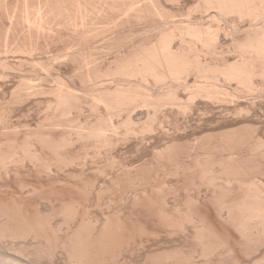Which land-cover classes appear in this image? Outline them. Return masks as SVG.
<instances>
[{"label":"rangeland","instance_id":"1","mask_svg":"<svg viewBox=\"0 0 264 264\" xmlns=\"http://www.w3.org/2000/svg\"><path fill=\"white\" fill-rule=\"evenodd\" d=\"M1 1V0H0ZM9 1V2H8ZM22 1V2H21ZM54 2H53V4H55V0H53ZM186 2L187 1H189V2H191V0H185ZM185 1H182L183 3L185 2ZM14 2V3H13ZM24 2V3H23ZM34 2V3H33ZM35 2H36V5H38L39 7H41V8H37V6L35 5ZM40 2V4H41V0L39 1ZM39 2H38V0L36 1V0H17V1H13V0H5L4 2H3V0H2V2L0 3L1 5H0V10L2 9V11H0V28L2 29L3 27H4V29L3 30H1L0 29V40H1V42H0V63L2 62V60H4L5 61V64H4V62H2L1 64H3V66L0 64V72L2 73H0V122H1V124L2 125H0V133H2L1 135H0V146H2L1 144H3V146L2 147H0V151H2V152H0L1 154H3V156H4V154H6L4 157H6V159H7V157L10 155V153H15V155L13 154L12 156H10L9 158H8V162H5V161H7L6 159H3V160H1L2 159V157L0 158V162H4V163H7V164H5V165H3V167L1 166L2 164H3V162H2V164H0V227H2V228H0L1 230H6V231H4V232H2V234L4 235V233H6L5 234V238H7V236H8V238L9 239H5V240H12V239H10L12 236L11 235H15V237L17 236V235H19L18 236V238L17 239H15L14 238V236L12 237L14 240L13 241H10L9 243H8V245L12 242H14V243H16L17 245L16 246H18V248H16V247H14V248H16L19 252H17L16 250V253L18 254V253H21L22 251L24 252V254H25V257H26V255H30V258L32 257L34 260V263L36 262L35 261V259L38 261V262H36V264H39L40 262L42 263V264H87L88 263V261H89V263L88 264H111L112 262L113 263H116V264H147L148 262V264H191L192 262H194V263H192V264H196V262L197 263H199V264H206V263H208V264H234L236 261H237V256H236V258H235V256L233 255V254H238L239 252L241 253V251H244L245 249V247H247V245L248 244H244V242L245 243H247L246 242V240L243 238V239H240V237L237 235V230L235 229V226H234V221L233 220H229V219H227V218H225V217H223L222 215H220V209H221V207H223L222 206V202H223V205H233L234 203H237V202H241L242 200H244V198H246V196H247V193H249V192H247V188L248 187H250V188H248V189H251V190H254L253 189V186H255V185H257L258 184V186H255V187H260V189H264L263 187H264V157L262 158V157H230V156H228V155H226V154H223V153H212V154H208L209 155V157H208V155H207V153H200V155H199V153H197L196 151H194V152H183L182 151V153H180V151L183 149V150H185V149H189V148H193V147H195L196 149H199L200 150V152L202 151V148L201 147H199V146H203L202 145V142H205V146L206 147H213V144H215V145H218L219 144V142H217V138H211L210 136H208V137H204L203 138V140H202V142L201 143H199V144H193V143H188V142H186V141H181V142H179V143H174V144H171L172 146H171V150L172 151H170V149L169 150H167L168 152H165V154H167V153H169V155H171L169 158H168V154L167 155H157V156H155L154 155V153L153 154H151L152 152L149 150H147V149H151L153 146H155L156 144L157 145H161L162 143V146L164 145V143H165V141H162V139H161V141H160V143L158 144V143H155V145H152L151 143H149V139H152V137L155 135V133L158 131V127H157V129H155L156 131H152L154 134H149V132H148V130H146V127L145 126H143L144 124H143V122L142 121H144V122H146V124H148V126L149 125H151V123H152V125H154V121H155V118L157 117H159V116H161V117H163V119L161 118V117H159L158 119H160L159 121H155V126H154V128L157 126V123L158 122H160V121H162L163 120V122H164V124H166V123H168V125H167V127L169 128L170 126H172L171 124L174 122H176V121H179V122H181L182 120H183V118H184V116H185V114L183 113V111H181V112H179L180 110H179V107L176 105L175 107H178V108H174V106H173V108L172 107H170V106H172V105H170V104H166L165 105V108H160V110H158V111H160L162 114H160V112H159V114H157V115H155L156 113H154L153 112V110H151L150 109V107L149 108H147V106H145L146 107V109H147V112L145 113L144 111H146V109H145V107H144V105L142 106V107H144V109L141 107V105L138 107H135L133 110L135 111H133L132 112V110H131V113H130V111H128V114L130 113V115L128 116L127 115V111H126V113H125V110H122L123 112L121 113V115H122V117H119L120 116V112H121V110H120V112H118L117 113V110H115V108H113L111 105V107H109V108H111L109 111H107L109 108H108V105L106 106V103H104V101H103V103H101V101H102V99L104 98V96H101V98H99L100 96L99 95H104L105 94V91L104 92H99V91H103V90H105V88H109V89H114V84H115V82H113V80H114V78L113 77H111V79L112 80H109L110 79V77H109V79H108V77L107 78H105L106 76L105 75H103L105 72H106V70L108 71V69H110V67H111V69L113 68H115L116 66H114V65H117V62L116 61H118L119 60V58L121 59V58H123V56L125 57H128V56H130V54L132 55L133 53H134V51H136V48H138L139 47V44L141 43V41L143 40V39H146V37H148L149 35L153 38V36L155 37L158 33H159V27H156V28H154V30L152 29V33L150 32V30H151V28H148L147 29V26H145L143 23H132V24H126V25H118V23H116L115 25H114V23L115 22H118L119 21V19H121V17H118L117 15H115L117 18H118V20H116L117 18H115V16H114V18L113 19H111V20H115V22L114 21H111V22H114V23H107V22H110V20H108V19H106V21H105V19L103 20L102 18H100V15L98 14V12L96 11V10H94V12H93V10L91 11V13L90 14H92V15H90L89 17H91L90 19H89V21H90V23H91V27L93 28H91L90 27V23H88L87 22V24H89V30H95V32H91V31H89L88 32V29L87 30H85L87 27H88V25H87V27L86 28H84L83 27V29L87 32V34L89 35H87L86 33H83V35L85 36L84 38H86L87 36V41H86V39H84L83 38V35H81L82 33H80L79 34V32H81L82 31V28H81V31H79V32H77L76 30H73L74 28H72V27H69L68 25H62L61 23H57V24H55V22H53V24L51 23V22H49V23H47L46 22V16H44L45 14H44V9H42V4H41V6H40V4H39ZM46 2H48V0L46 1ZM50 3H52V0L51 1H49ZM163 2H165V0H163ZM168 2V3H167ZM181 2V3H182ZM6 3V4H5ZM27 3V4H26ZM33 3V4H32ZM166 3V6L167 7H169L170 9H171V11H172V9H173V11H172V13L173 14H176V16H174V19L176 20H174L175 22H181V21H185V20H187V19H189L188 18V16L187 15H189V17H193V18H196V19H198L197 17H200L201 16V18H202V14H200L201 12L200 11H197V12H195L196 14L198 13L199 15L197 16V17H195L196 16V14H194V12L191 10L190 11V9H191V7L193 8V6H194V4H192L193 6H191V3L189 4L188 2L186 3V5L185 4H183L182 3V5H185V6H180V3L178 4H176V3H172V1H166L165 2ZM164 3V4H165ZM171 3V4H170ZM192 3H194V1H192ZM3 4L5 5V6H3ZM10 4V5H9ZM26 4V5H25ZM190 6H189V5ZM13 5H15L17 8H15V6H13ZM174 7H173V6ZM179 5V6H178ZM12 6V7H11ZM24 6H26L29 10H27V8H24ZM32 6V7H31ZM189 6V7H188ZM7 8V10H6V8ZM23 7V8H22ZM34 7V8H33ZM35 7H36V9H38V10H36L35 9ZM172 7V8H171ZM175 7H177V8H175ZM188 7V8H187ZM14 8V9H13ZM187 10H186V9ZM17 9V10H16ZM23 9V10H22ZM24 9H26V10H24ZM42 9V10H41ZM20 10V11H19ZM22 10V11H21ZM34 10L35 11H43L42 13L44 14H42L41 12V14L39 15V16H37L38 17V20L41 18V17H43V21H44V19H45V22L47 23V25H48V27L46 26V23L45 22H43L42 21V23H41V25H40V22H41V20H37V17H36V14L38 15L39 14V12L37 13V12H34ZM193 10H194V8H193ZM16 11V12H15ZM96 11V12H95ZM182 13H181V12ZM2 12V13H1ZM21 12V13H20ZM186 12V13H185ZM188 12H190V14H191V12H193V14H189ZM210 11H208L207 13H209ZM3 13H5V14H3ZM25 13V14H24ZM30 13V14H29ZM35 14V16L34 17H36V20H37V23H38V27H39V25H40V29L39 28H37L36 27V20H34V17H32L34 14ZM97 13V14H96ZM15 14V15H14ZM29 14V18H28V15ZM187 14V15H186ZM205 14V15H204ZM9 15V16H8ZM24 15V16H23ZM42 15V16H41ZM97 15H99L98 17L100 18H98L97 17V20H96V17L95 16H97ZM179 15V17H178V19H177V16ZM195 15V16H194ZM207 14L204 12L203 13V19H202V23L204 24V25H206V26H208V24L210 25V24H216V23H214V19L213 18H211V17H209L208 15L206 16ZM20 16V17H19ZM41 16V17H40ZM184 16H187V17H184ZM206 16V17H205ZM23 17V18H22ZM26 17L28 18V19H30L31 17H32V19H30L31 21H30V24H32V20L33 21H35V22H33V24L35 23L36 25H30L29 24V20H26ZM40 17V18H39ZM88 17V18H89ZM172 17V16H171ZM176 17V18H175ZM191 17V18H192ZM183 18V19H182ZM5 19H7V20H5ZM12 19V20H11ZM23 19V20H22ZM102 19V20H101ZM180 19V20H179ZM196 19H193V20H196ZM207 19V20H206ZM3 20V21H2ZM11 20V21H10ZM18 20V21H17ZM93 20H94V24H96V26L94 25L93 26V24H92V22H93ZM100 20H101V22H100ZM190 20V19H189ZM192 20V19H191ZM6 21V22H5ZM9 21V22H8ZM92 21V22H91ZM96 21V22H95ZM99 21V22H98ZM103 21V22H102ZM173 21V20H172ZM12 24H11V23ZM58 22V21H57ZM5 23V24H4ZM10 25H9V24ZM24 24V26H23V24ZM20 24V25H19ZM59 24H60V26H59ZM134 24V25H133ZM3 25V26H2ZM16 25V26H15ZM18 25V26H17ZM42 25H43V27H45L46 26V28H42ZM51 25L53 26V27H51ZM62 25V26H61ZM225 25V22L223 21V26ZM227 25V24H226ZM230 25V23H228V25H227V27ZM12 26V27H11ZM15 26V27H14ZM20 26V27H19ZM31 26V27H30ZM34 26V27H33ZM50 26V27H49ZM58 26V27H57ZM66 26H67V28H66ZM101 28L100 30L102 31V32H104V31H107L106 32V34H105V32L102 34V32L99 30V27ZM105 26H106V28H105ZM109 26H110V28H109ZM137 26V27H136ZM10 27H11V29H10ZM25 27V28H24ZM33 27V28H32ZM97 27V28H96ZM102 27H104V29L102 28ZM108 27V28H107ZM123 27V28H122ZM135 27V28H134ZM31 29L30 31H29V29ZM34 28H35V30H34ZM52 30V31H50V29ZM68 28H70L71 30H73V31H70V29H68ZM122 28V29H121ZM140 28V29H139ZM145 30H144V29ZM158 28V29H157ZM5 29H7V30H5ZM10 29V30H9ZM37 29H39V30H42V31H40L39 32V30L37 31ZM45 29V30H44ZM57 29H60V30H58V34H57ZM107 29H109V31L107 30ZM113 29H114V31H113ZM128 29V30H127ZM13 30V31H12ZM25 30V31H24ZM47 30V31H46ZM48 30H49V33L51 32L52 34L54 33V34H57V35H55L54 36V34L52 35V34H48ZM56 30V31H55ZM63 30V31H62ZM66 30V31H65ZM96 30H97V33H96ZM7 31H9V32H11V33H9L10 34V36H9V34H7ZM15 31V32H14ZM17 31V32H16ZM27 31H28V33H27ZM34 31V32H33ZM61 31V32H60ZM75 31H76V35H75ZM100 31V35H98V32ZM155 33H154V32ZM6 32V33H5ZM31 32V33H30ZM37 32H39L38 34H37ZM43 32V33H42ZM46 32H47V34L48 35H51V36H48L47 34H46ZM90 32H91V35H90ZM146 32V33H145ZM158 32V33H157ZM243 32V33H242ZM2 33V34H1ZM14 33V34H13ZM18 33V34H17ZM32 33H33V35H32ZM35 33V34H34ZM59 33H62V34H60L61 35V37H59L60 35H59ZM72 33H74V34H72ZM93 33H95L94 35H97V36H94L93 35ZM115 33V34H114ZM150 33V34H149ZM235 33V32H234ZM234 33H233V35L231 36V34H230V37H232L231 39H232V41L234 40V38L235 39H243L244 37H245V31L244 30H239V31H237L236 33H235V37H233L234 36ZM239 34V36H238V34ZM6 34V35H5ZM29 34H31V35H29ZM42 34H44V35H42ZM79 34V35H78ZM119 34V35H118ZM145 34H147V36L145 35ZM156 34V35H155ZM12 35V36H11ZM14 35V36H13ZM59 35V36H58ZM72 35H74V37L72 36ZM93 35V36H92ZM136 35V36H135ZM141 35V36H140ZM153 35V36H152ZM16 36V37H15ZM26 36V37H25ZM44 36V37H43ZM47 36H48V38H47ZM54 38H53V37ZM75 36H77V39L75 38ZM79 36V37H78ZM113 36V37H112ZM4 37V38H3ZM15 37V38H14ZM19 37V38H18ZM30 37V38H29ZM50 37H51V39H50ZM89 37H91V38H89ZM131 37V38H130ZM230 37H229V41L227 42V41H225V43L227 44H225L224 43V45H225V48L228 46V45H230V46H228L229 48H232V43H229L230 42ZM240 37V38H239ZM8 40H7V39ZM26 38H28V39H26ZM45 38V39H44ZM61 38V39H60ZM69 38V39H68ZM73 38V39H72ZM89 38V39H88ZM93 38V39H92ZM98 38V39H97ZM128 38H130V39H128ZM10 39V40H9ZM23 39H25V40H23ZM29 39H31V41L29 40ZM48 39V40H47ZM79 39H82L83 40V42H82V40H81V42H80V40ZM126 39V40H125ZM136 39V40H135ZM142 39V40H141ZM6 40V41H5ZM21 40V41H20ZM36 40V41H35ZM47 40V41H46ZM65 40V41H64ZM84 40H85V43H84ZM90 40V41H89ZM95 40V41H94ZM111 40V41H110ZM131 40V41H130ZM141 40V41H140ZM51 41H53V42H51ZM59 41V42H58ZM17 42V43H16ZM105 42V43H104ZM122 42V43H121ZM140 42V43H139ZM6 43V44H5ZM12 43H15V44H13L12 45ZM32 45H31V44ZM63 43V44H62ZM121 43V44H120ZM134 43V44H133ZM137 43V44H136ZM4 44V45H3ZM20 46H19V45ZM55 44V45H54ZM72 44V45H71ZM85 44V45H84ZM126 44V45H125ZM3 45V46H2ZM7 45V46H6ZM12 45V46H11ZM23 45H24V47H23ZM47 45V46H46ZM133 45V46H132ZM136 45V46H135ZM2 46V47H1ZM19 47V48H17V47ZM22 46V47H21ZM35 46V47H34ZM38 46V47H37ZM74 46V47H73ZM42 47V48H41ZM107 47V48H106ZM124 47V48H123ZM224 47V46H223ZM227 47V48H228ZM3 48V49H2ZM4 48H6V51H5V49ZM20 48H21V50H20ZM26 48V49H25ZM40 50H39V49ZM44 48V49H43ZM49 48V49H48ZM69 48V49H68ZM71 48H72V50H71ZM73 48H74V50H73ZM75 48H76V50H75ZM82 48V49H81ZM116 48V50H114V49ZM133 48V49H132ZM135 48V49H134ZM228 48V49H229ZM7 49H8V51H10V52H8L7 51ZM10 49H12V50H10ZM15 49V50H14ZM17 49V50H16ZM34 49V50H33ZM81 49V50H80ZM95 49H98V51H94ZM106 49V50H105ZM121 49V50H120ZM131 49H132V51H131ZM20 50V52H18ZM32 50V51H31ZM46 50V51H45ZM61 50H64V51H61ZM68 50H71V52L69 51L68 52ZM78 50H80V51H78ZM88 50H90V51H93L94 53H95V55H93L94 53L93 52H90V51H88ZM100 50V51H99ZM15 51V52H14ZM50 51V52H49ZM53 51V52H52ZM61 51V52H60ZM66 51V52H65ZM84 51V52H83ZM123 51V52H122ZM14 52V53H13ZM30 54H29V53ZM35 52V53H34ZM37 52V53H36ZM45 52V53H44ZM59 52H60V55H58L59 54ZM68 52V53H67ZM73 52V53H72ZM83 52V53H82ZM88 52H90V53H88ZM96 52H98L97 54H96ZM111 52H112V54H114V55H112L111 54ZM118 52V53H117ZM4 53H6V54H4ZM7 53H10V54H12V55H10V54H8L7 55ZM34 53V54H33ZM49 55H48V54ZM58 53V54H57ZM67 53V54H66ZM72 53V54H71ZM79 54V55H75V57L74 56H72L73 54ZM80 53H81V55L83 56V58H81L82 56L80 55ZM84 53H86V55L84 54ZM93 53V54H92ZM106 53V54H105ZM109 53V54H108ZM124 54L123 56H121V54ZM233 52H231V54H227V56H225L226 57V59L227 60H230V61H233V60H235L236 59V54L235 55H233L232 54ZM15 54V55H14ZM21 54V55H20ZM23 54V55H22ZM42 54V55H41ZM65 55L64 57L65 58H67V59H65L64 57H63V55ZM70 54H71V57H74V61L71 59V57L68 59V56H70ZM88 54V55H87ZM101 54V55H100ZM14 55V56H13ZM46 55L48 56V57H46ZM93 55V56H92ZM111 55V56H110ZM117 55H118V57H117ZM120 55V56H119ZM128 55V56H127ZM6 56V57H5ZM21 56V57H20ZM24 56V57H23ZM29 56H33L32 58L31 57H29ZM55 56V57H54ZM57 56V57H56ZM67 56V57H66ZM77 56H79L78 58H76ZM89 56V57H88ZM95 56V57H94ZM99 56V57H98ZM103 57V59H102V57ZM232 56V57H231ZM44 57V58H43ZM51 57V58H50ZM59 57L61 58V57H63V58H61V59H63V60H61V62L60 61H58L59 60ZM84 57H85V59H86V61H85V59H84ZM94 57V58H93ZM97 57H98V59H97ZM106 57V58H105ZM118 59H117V58ZM224 57V58H225ZM231 57V58H230ZM15 58V59H14ZM31 58V59H30ZM47 58H48V60H47ZM58 58V59H57ZM100 58V59H99ZM108 58V59H107ZM219 56L217 57V56H215V57H209V60H211V61H213V60H215V62H218V60L221 58H219ZM8 59V60H7ZM16 59H18V61H16ZM19 59H21L22 60V62H20L19 61ZM25 59H28V60H25ZM46 59V60H45ZM70 59L72 60V61H70ZM75 59H77V60H75ZM92 59H93V61H92ZM53 60H55V61H57V63H58V65L59 66H57V63L56 62H54ZM64 60H66V61H64ZM69 60V61H68ZM98 61V63H97V61ZM104 60H105V63H102V62H104ZM116 60V61H115ZM217 60V61H216ZM9 61V62H8ZM16 61V62H15ZM24 61V62H23ZM28 61V62H27ZM31 61V62H30ZM32 61H33V63H35V64H33L32 63ZM36 61H38V64H37V62ZM39 61H41V63L39 62ZM51 61V62H50ZM77 61V62H76ZM82 61H83V64H82ZM92 61V62H91ZM220 61H221V59H220ZM60 62V63H59ZM65 64H64V63ZM71 62V63H70ZM81 62V63H80ZM85 62V63H84ZM86 62H87V64H86ZM100 62V63H99ZM110 62H113V63H110ZM214 62V61H213ZM20 63V64H19ZM23 63V64H22ZM28 63H30V65H31V63H32V65L30 66ZM42 65H40V64ZM50 65H49V64ZM53 63V64H52ZM70 63V64H69ZM76 63H77V66H75L76 65ZM95 63V64H94ZM18 65V66H16V65ZM29 66H28V65ZM46 64H48V65H46ZM54 64L56 65V66H54ZM63 64V65H62ZM66 64H68V65H66ZM79 64V65H78ZM96 64L98 65V66H96ZM8 65V66H7ZM10 65H11V67H10ZM19 65H20V70H22V71H19ZM35 65V67H32V66H34ZM38 65V66H37ZM81 65H83V66H81ZM86 65V66H85ZM88 65H90V66H88ZM93 67H92V66ZM100 65V66H99ZM2 66V67H1ZM8 68V69H10L11 68V70H8L6 67ZM24 66H27V67H24ZM37 66V67H36ZM48 66H50V67H48ZM52 66H54V67H52ZM94 66H96V67H94ZM106 66V67H105ZM110 66V67H109ZM13 67V68H12ZM45 67V68H44ZM59 67V68H58ZM100 68V70H99V68ZM109 67V68H108ZM1 68H4V69H1ZM53 68H56V69H53ZM75 68H77V70L75 69ZM78 68H79V70L80 71H78ZM90 68H92V69H90ZM94 68H97L96 70H99L100 72H102V73H100L99 71H98V74L100 73L102 76H97V71L94 69ZM6 69V70H5ZM32 69H33V71H32ZM36 69H37V72H36ZM49 69V70H48ZM87 69H89V70H91V71H89V70H87ZM94 69V70H93ZM112 69V70H113ZM18 72H17V71ZM27 70H31L32 71V73L31 72H29V71H27ZM42 70H44V71H42ZM53 70V71H52ZM55 70H56V72H55ZM64 70V71H63ZM66 70V71H65ZM73 70V71H72ZM92 70H93V74H92ZM9 71V72H8ZM11 71V72H10ZM26 71V72H25ZM39 71V72H38ZM47 71H48V73H47ZM59 71V72H58ZM77 71V72H76ZM105 71V72H104ZM20 72V73H19ZM23 72V73H22ZM40 72H42V73H40ZM46 72V73H45ZM61 72V73H60ZM81 72V74L82 75H80L79 73ZM88 72H91V74L90 73H88ZM94 72H95V75H94ZM104 72V73H103ZM31 73V74H30ZM36 73V74H35ZM52 73V74H51ZM78 73V74H77ZM21 74V75H20ZM25 74V75H24ZM27 74V75H26ZM34 74V75H33ZM43 74V75H42ZM46 74V75H45ZM87 74H89V77H88V79H90V82L88 81L87 82V80L84 78V77H87ZM15 77H14V76ZM30 75H32V76H30ZM38 75V76H37ZM49 75V76H48ZM74 75V76H73ZM94 75V76H93ZM9 76V77H8ZM39 76H40V78H39ZM52 76V77H51ZM56 76V77H55ZM60 76V77H59ZM68 76V77H67ZM84 76V77H83ZM105 76V77H104ZM3 77V78H2ZM4 77H8V80L7 79H4ZM22 77V78H21ZM29 77H31V79L29 78ZM34 77V78H33ZM37 77V78H36ZM46 77H47V79H48V81H50L49 83L47 82V79H46ZM57 77H59V78H57ZM70 77H71V79H70ZM76 79H75V78ZM86 80H83V78ZM94 77H96V78H94ZM97 77H99V78H101V77H103L104 78V80H103V78H101L100 80H99V78H97ZM25 78V79H24ZM62 78V79H61ZM63 78L65 79V80H63ZM192 79H189V81H190V83H192L194 80V78L193 77H191ZM21 79V80H20ZM28 79H30L31 81H36L35 83H37L36 85H35V83L34 84H32L31 83V81L30 80H28ZM40 79V80H39ZM59 79V80H58ZM61 79V80H60ZM94 80V79H97L98 80V82H102L101 84H104L103 85V87L101 86H99L100 85V83H98L97 82V80H96V83H95V85H93L94 84V82H95V80L92 82L93 84H90L91 83V80ZM107 79V80H106ZM4 80V81H3ZM13 80V81H12ZM18 80H19V82H18ZM27 80V81H26ZM38 80V81H37ZM46 80V81H45ZM55 80V81H54ZM72 82H71V81ZM79 80V81H78ZM102 80V81H101ZM110 81V83H111V81L113 82V84L111 83H109V85H108V82ZM3 81V82H2ZM22 81H25V82H22ZM29 81V82H28ZM41 81V82H40ZM43 81H45V82H43ZM54 83L53 85H52V82ZM70 81V82H69ZM192 81V82H191ZM11 82H13V83H11ZM56 82H58V83H56ZM64 84H62V83ZM86 83L87 82V84L85 85V83L84 84H82V83ZM107 82V83H106ZM8 83H9V85H8ZM11 83V84H10ZM17 85H16V84ZM27 83H28V85H31V86H34V88L32 87L31 88V86H27ZM30 83V84H29ZM42 83V85H40ZM48 83V84H47ZM51 83V84H50ZM68 83V84H67ZM89 83V84H88ZM2 84V85H1ZM56 84H58V85H56ZM65 84H66V86H65ZM20 85V86H19ZM22 85V86H21ZM38 85H40V86H38ZM60 85V86H59ZM83 85V86H82ZM91 85V86H90ZM5 86V87H4ZM11 86H13V87H11ZM36 86L38 87L37 89L38 90H36V91H34L35 89H36ZM49 87V88H47L46 89V87ZM63 86V87H62ZM65 86V87H64ZM71 86V87H70ZM75 86V87H74ZM106 86V87H105ZM109 86V87H108ZM166 87V84L165 85H163V87H161V88H159V89H162V90H165V89H167V88H165ZM15 87H18V89L16 88L15 90H12V89H14ZM30 87V88H29ZM45 87V88H44ZM60 88L61 89V91H60V89H56V88ZM70 88L71 89V92L69 91V93H72L73 95H75L76 97H78L77 98V100L75 99H73V98H71L72 100H70V101H72L73 103L74 102H78V99H79V102H81V104L78 102H76V104L74 103L73 105H76L75 107H77V108H75L74 106H72V105H70V107H69V105L64 101V99L62 100V99H60L63 103H65V105L64 104H62V102H59L60 100H59V94H58V100H56V97H57V93H59V92H61L62 93V95H64L65 96V94L67 93V91H68V88ZM89 87H91V88H89ZM92 87H95V88H93L92 89ZM96 87H97V90H96ZM99 87H100V90H99ZM113 87V88H112ZM41 88V89H40ZM52 88V89H51ZM53 88H55L56 90H59L58 92L57 91H55V89H53ZM84 88V89H83ZM157 88V87H156ZM155 88V89H156ZM19 89H21V90H19ZM25 90V92H24V90ZM31 89H33L32 91L33 92H31ZM40 89V90H39ZM45 89V90H44ZM67 91H66V90ZM69 89V90H70ZM89 91V92H87V90ZM154 88H153V90L152 89H150V90H152V92H150L151 94H154L155 95V93H153V92H156V91H158V90H155ZM158 89V88H157ZM11 90V91H10ZM16 90H17V92H18V90H19V92L17 93L16 92ZM26 90H29V91H26ZM53 90V91H52ZM65 90V91H64ZM86 90V91H85ZM91 90H95V91H91ZM149 90V91H150ZM42 91V92H41ZM47 91H50V92H46ZM76 91V92H75ZM78 91V92H77ZM91 91V92H90ZM97 91V92H96ZM180 91V90H179ZM182 91H185L184 89H181V93H179V94H185V92L183 93ZM3 92V93H2ZM21 92H22V94L24 95H21ZM30 94H29V93ZM38 92H40V94H38ZM57 92V93H56ZM64 92H66L65 94H63ZM74 92V93H73ZM84 92V94H82ZM2 93V94H1ZM7 93V94H6ZM9 93V94H8ZM31 93H33V94H31ZM45 93V94H44ZM49 93H51V94H49ZM54 93V94H53ZM56 93V94H55ZM60 93V94H61ZM68 93V94H69ZM78 93V94H77ZM86 93H87V95H86ZM96 93V94H95ZM12 94V95H11ZM16 96H15V95ZM18 94H20L22 97H23V99L22 98H20L21 96H19L18 97ZM31 95V96H33V97H35V98H32L31 96H29V95ZM38 96H37V95ZM42 94V95H41ZM46 95V97L44 96V95ZM72 94L70 95L71 97H73L72 96ZM14 95V96H13ZM29 97V98H27V96ZM39 95L40 96H42V97H40L39 98ZM51 96V97H49V96ZM55 95V96H54ZM80 95V96H79ZM85 95V96H84ZM94 95H96V97L94 96ZM106 95V94H105ZM186 95V98H187V94H185ZM6 97V98H4V97ZM8 96V97H7ZM11 96V97H10ZM54 96V97H53ZM66 96H69V95H67L66 94ZM69 96V97H70ZM74 96V97H75ZM84 96V97H83ZM89 98H88V97ZM92 96V97H91ZM181 96H183V98H185V96L184 95H180V97ZM13 97V98H12ZM24 97H26V98H24ZM38 99H37V98ZM48 97V98H47ZM62 97V96H61ZM69 97H67V98H69ZM84 99V101L82 100V98ZM93 97H94V99H93ZM98 97V98H97ZM9 98H11V99H9ZM32 98V99H31ZM50 98H52V99H50ZM91 98V99H90ZM182 98V97H181ZM185 98V100L184 99H181V100H183V101H186L187 99ZM20 99H21V102H20ZM28 99H30V101L28 100ZM46 99V100H45ZM55 99V100H54ZM97 99H100V107H99V105H98V101H97ZM2 100V101H1ZM7 100V101H6ZM17 100H19V101H17ZM34 102H33V101ZM43 100V101H42ZM89 100V101H88ZM92 100H94V101H97V106H96V104H95V102H93ZM16 101H17V103H19V106H18V104L16 103ZM25 101V102H24ZM36 101V102H35ZM40 101H42L43 103H39ZM45 101H46V103H45ZM52 101H54V102H52ZM55 101H58V103H59V105H60V103H61V105L59 106L58 104H56L57 102H55ZM86 101H87V103H89V106H90V108H89V106H88V104L87 105H83L84 103L86 104ZM13 102V103H12ZM27 102H28V104H27ZM92 102L95 104H92ZM8 103V104H7ZM11 103V104H10ZM21 103V104H20ZM38 103V104H37ZM49 103V104H48ZM51 103V104H50ZM53 103H54V105H53ZM91 103V104H90ZM12 104L14 105V104H16V105H14V106H12ZM25 104V105H24ZM80 104V105H79ZM103 104V105H102ZM5 105H6V107H5ZM9 105V106H8ZM40 107H38V106ZM57 105L60 107V109L62 108V110H60L59 109V107L57 108ZM2 106V107H1ZM23 106V107H22ZM30 106V107H29ZM33 106V107H32ZM46 108H45V107ZM54 106V107H53ZM56 106V107H55ZM72 106V107H71ZM91 106H92V108H91ZM94 106V107H93ZM98 108H96V107ZM106 107V108H103V107ZM10 107V108H9ZM13 107V108H12ZM17 107H18V109H17ZM48 107V108H47ZM49 107L52 109V110H48L49 109ZM64 107V108H63ZM3 108H4V110H3ZM6 108V109H5ZM20 108V109H19ZM27 108H29V109H27ZM33 108V109H32ZM36 108V109H35ZM45 108V109H44ZM56 108V109H55ZM67 108H69L68 109V111H66L67 110ZM80 108V109H79ZM82 108V109H81ZM95 108V112H94V109ZM100 108V109H99ZM167 108V109H166ZM172 108V109H171ZM10 109H13V110H10ZM15 109H17V110H15ZM31 109V110H30ZM40 109V111H38ZM58 109V110H57ZM66 109V110H65ZM84 109V110H83ZM86 109V110H85ZM90 109V110H89ZM105 109H106V111H105ZM112 109L114 110V111H116V112H114L115 113V115H114V113H113V111H112ZM139 111H138V110ZM141 109H142V111H141ZM148 109H150V110H148ZM161 109H162V111H164V112H166V113H164V112H162L161 111ZM3 112H2V111ZM19 110V111H18ZM45 110V111H44ZM46 110H47V112H46ZM55 110H56V113H57V115H56V113H55ZM64 110V111H63ZM71 110H72V112H71ZM75 110H81V111H79V113L77 112V111H75ZM93 110V111H92ZM101 110V111H100ZM170 110V111H169ZM179 110V111H178ZM7 111V112H6ZM9 111H10V113H9ZM13 111V112H12ZM17 111V112H16ZM24 111V112H23ZM52 113H51V112ZM54 111V112H53ZM84 111H85V113H84ZM91 111V112H90ZM97 111V112H96ZM101 112V114H103V115H101L100 114V112ZM119 111V110H118ZM151 112L152 111V114L151 113H149V112ZM158 111H157V113H158ZM169 111V112H168ZM173 111V112H172ZM12 112V113H11ZM62 112V113H61ZM72 113V114H70V113ZM106 112V113H105ZM139 112H141V114L139 113ZM19 113V114H18ZM39 113V114H38ZM45 113H47L46 114V116H45ZM49 113V114H48ZM54 113V114H53ZM61 115H60V114ZM67 113H69L68 115H67ZM82 113V114H81ZM85 115H84V114ZM86 113H88V114H86ZM98 113V114H97ZM133 113V114H132ZM180 115H179V114ZM3 114H6V115H3ZM12 114L14 115L13 117H12ZM16 114V115H15ZM38 114V115H37ZM42 114V115H41ZM44 114V115H43ZM50 114H53V115H50ZM65 114H66V116H65ZM75 114V115H74ZM92 114V115H91ZM105 114V115H104ZM132 114V115H131ZM137 114V115H136ZM148 114H151L152 116H153V118H154V116H155V118H154V120L152 119H149V118H151V116H149V117H147L148 116ZM165 114V115H164ZM3 115V116H2ZM39 115H41V116H39ZM55 115V116H54ZM77 115V116H76ZM83 115V116H82ZM87 115H89V117L87 116ZM91 115V116H90ZM94 115V116H93ZM97 115H99V117L97 118ZM112 115V116H111ZM117 115H119L118 117H117ZM127 115V116H126ZM147 115V116H146ZM168 115V116H167ZM6 116V120L4 119V117ZM8 116V117H7ZM20 116V117H19ZM52 116H53V118H52ZM56 116H58V118L56 117ZM60 116H62V117H60ZM64 116V117H63ZM80 116H82V117H80ZM106 116V117H105ZM114 116V117H113ZM124 116H126V119H127V121H126V119H125V117ZM133 118H132V117ZM135 116V117H134ZM173 116V117H172ZM181 116V117H180ZM44 117V118H43ZM46 117V118H45ZM71 117V118H70ZM73 117V118H72ZM77 117H80V118H78L77 119ZM92 117V118H91ZM97 119H95V118ZM101 117H103L102 119H101ZM110 117H111V119L112 120H110ZM118 119H117V118ZM127 117H131V119H130V121L128 120L129 118H127ZM146 117H147V119H149L148 120V122L146 121L147 119H146ZM167 117V118H166ZM173 119H172V118ZM7 118H8V121H7ZM18 118V119H17ZM23 118H25V119H23ZM39 118V119H38ZM48 118V119H47ZM55 118H56V120H55ZM60 118H62V119H64V120H62V119H60ZM85 118V119H84ZM90 118V119H89ZM105 118L106 119H109V121L107 122V120H105ZM122 118V119H121ZM169 118V119H168ZM177 118H179V119H177ZM2 119H4L3 120V122L1 121ZM12 119V120H11ZM17 119V120H16ZM19 119H20V121H19ZM51 119H53L52 121H51ZM60 119V120H59ZM70 119H71V121H70ZM74 119V120H73ZM89 120V122H88V120ZM92 119V120H91ZM99 119H101V121L99 120ZM107 122H104V120ZM136 121V124H135V121ZM137 119V120H136ZM146 119V120H145ZM158 119H156V120H158ZM24 120V121H23ZM40 120V121H39ZM48 120H50L51 121V123H50V121H48ZM73 120V121H72ZM98 120H99V124H97L98 123ZM123 120H124V122H123ZM131 120H133V121H131ZM167 120V121H166ZM38 121H39V123H38ZM42 121V122H41ZM46 121V122H45ZM76 121H78V123H75ZM85 121H87L86 122V124H83V123H85ZM97 121V122H96ZM113 123H112V122ZM117 121H119V122H117ZM126 121V122H125ZM152 121V122H151ZM166 121V122H165ZM170 121H172V122H170ZM8 122V123H7ZM35 122H37L38 123V125H37V123H35ZM44 122V123H43ZM55 122V123H54ZM69 122H72V125L69 123ZM75 124H74V123ZM82 122V123H81ZM104 122V125L102 124ZM112 124H111V123ZM122 122V123H121ZM127 122H134V124H135V127H134V124H133V129L134 130H132V127H131V124H130V128H129V126H128V124L129 123H127ZM139 123V126H138V123ZM143 124V125H140L141 123ZM151 122V123H150ZM21 123V124H20ZM22 123H23V126H22ZM29 123V124H28ZM41 123V124H40ZM57 123V124H56ZM61 123H63V125L61 124ZM66 123V124H65ZM90 123H91V126H88V125H90ZM109 123V124H108ZM115 123V124H114ZM120 123V124H119ZM127 123V124H126ZM150 123V124H149ZM174 123H173V125H174ZM40 124V125H39ZM51 124H53V125H51ZM61 125V126H59V125ZM80 124V125H79ZM95 124V125H94ZM97 124V125H96ZM108 124L109 126H111V125H113V126H111L110 128H112V130H106L105 131V129L104 128H106V129H110V128H108V126H106V125ZM111 124V125H110ZM43 125V126H42ZM49 125V126H48ZM56 125V126H55ZM74 125V126H73ZM83 125V128L81 127ZM85 125V126H84ZM87 125V126H86ZM101 125V126H100ZM115 125V126H114ZM116 125H120V127L121 126H123L121 129H120V127H118V126H116ZM159 125V124H158ZM10 126H11V128H10ZM18 128H17V127ZM28 126V127H27ZM38 126V127H37ZM46 126V127H45ZM78 126V127H77ZM93 126H97V127H93ZM104 126V127H103ZM106 126V127H105ZM125 126H128V127H125ZM148 126H147V129H148ZM15 127V128H14ZM22 127V128H21ZM40 127V128H39ZM77 127V131H75V128ZM85 127H88V128H90V129H88V128H85ZM92 127V128H91ZM115 127V128H114ZM116 127H117V129H116ZM137 127H139V130H135V129H137ZM140 127H142V128H140ZM145 127V128H144ZM47 128V129H46ZM59 129V130H57V129ZM62 128V129H61ZM80 128H82V129H80ZM94 128V129H93ZM95 128H100L98 131L99 132H101L102 134H101V136H103L104 134H105V136L104 137H106L107 136V140L105 139V138H99L100 137V134H99V132H93L92 133V135L90 134V132H92V131H96V129ZM103 128V129H102ZM114 128V129H113ZM126 128H129L128 130H130V131H128ZM26 129V130H25ZM39 129V130H38ZM84 129H86V130H89V131H86V130H84ZM92 129V130H91ZM123 129V130H122ZM126 129V130H125ZM140 129H141V131L143 130V131H145V132H143L144 134L143 135H141V137H139L140 135H138L139 134V131H140ZM145 129V130H144ZM34 130V131H33ZM57 130V131H56ZM66 130V131H65ZM83 130V131H82ZM14 131H15V133H14ZM16 131H18L17 133H16ZM39 131V132H38ZM71 131V132H70ZM81 131L82 132H84L83 134H81ZM103 131H105V133L103 132ZM115 131H117V132H115ZM134 131V132H133ZM135 131H138V133L137 132H135ZM13 132V133H12ZM80 133V137H79V133ZM87 132H88V134H87ZM107 132H109V134L107 133ZM115 133V134H113V135H111V133ZM123 132H124V134H123ZM126 132H130V135H127V136H124L125 135V133ZM132 132V133H131ZM147 132V133H146ZM151 132V131H150ZM7 133V134H6ZM19 133V135H17ZM26 133V134H25ZM46 134V136L48 135V136H50V137H48L47 139H48V144L46 145L45 144V141H43V140H46L47 141V139H46V136H44L45 134ZM69 135H68V134ZM76 133V134H75ZM104 133V134H103ZM107 133V134H106ZM136 133V134H135ZM5 134V135H4ZM21 134V135H20ZM37 134H38V136H39V139H40V137H41V139H40V141L42 140V138H43V140L41 141V142H39V139H38V136H37ZM77 134H78V136H77ZM96 134H98V136L99 137H97V136H95ZM121 134V135H120ZM141 134V133H140ZM26 135V136H25ZM35 135V136H34ZM73 135V136H72ZM75 135V136H74ZM93 137V135H94V137H96V138H91L92 139V141L94 140L95 141V144H94V141L92 142L91 141V139H90V137L91 136ZM124 136V137H120V136ZM135 135V136H134ZM144 135H146V136H144ZM153 135V136H152ZM34 138H33V137ZM37 136V137H36ZM45 137V139H44V137ZM60 136V137H59ZM69 136H70V138L71 137H73L72 138V140L69 138ZM85 136V137H84ZM87 136V137H86ZM89 136V137H88ZM112 136V137H111ZM113 136H115V137H113ZM131 136H133V137H131ZM137 136V137H136ZM152 136V137H151ZM28 137V138H27ZM30 137V138H29ZM35 137H36V139H35ZM52 137H53V139H52ZM67 137H68V139H67ZM78 137V138H77ZM83 137V138H82ZM117 137V138H116ZM149 137H151V138H149ZM15 138H16V143H15ZM50 138V139H49ZM54 138H56V139H54ZM64 139V141H61L62 143H60V144H63L62 146L61 145H59L58 144V142H60V140H63ZM75 138V139H74ZM80 138H82V139H80ZM84 138L86 139V140H88V141H85L84 140ZM98 138L100 139V143L101 144H99V142L97 143V141H98ZM112 140H111V139ZM129 138V139H128ZM144 140H143V139ZM14 139V141H11V140H13ZM24 141H23V140ZM32 139H35L34 140V142H33V140ZM57 139H60V140H58L57 141ZM71 140V142H70V140ZM103 139V140H102ZM131 139V140H130ZM138 139V140H137ZM253 138H250V140H252ZM6 140H7V142H6ZM29 140V141H28ZM50 140V141H49ZM76 140V141H75ZM80 140H82L83 142H85V147H84V145L82 144V141H80ZM110 140V141H109ZM116 140V141H115ZM119 140H120V142H119ZM124 140V141H123ZM129 141V142H127V141ZM142 140L143 141H145V142H142ZM208 140V141H207ZM9 141H11V142H9ZM32 142V145L30 144V143H28V142ZM67 141V142H66ZM78 141H80V143L78 142ZM102 141V142H101ZM114 141V142H113ZM122 141V142H121ZM215 141V142H214ZM6 142V143H5ZM22 142V143H21ZM24 142H26V144H28V145H24L25 143ZM35 142H36V144H35ZM37 142H39V144L37 145ZM42 142H44L43 144H42ZM54 142V143H53ZM57 142V149H56V145H54L55 143ZM75 142V143H74ZM86 142H91L92 143V145H90L91 143H89V145H87V143ZM107 142L108 143H110V144H107ZM124 142V143H123ZM126 142V143H125ZM9 143V144H8ZM15 143V144H14ZM19 143V145H17L18 147L20 146V145H22V148L24 147V149H22V148H20V149H22V150H20L19 148H17V146H15L16 144H18ZM21 143V144H20ZM24 143V144H23ZM52 143H53V145H52ZM66 143V144H65ZM70 145V147H68V144ZM73 143V144H72ZM77 143V144H76ZM107 145H106V144ZM115 143H117L118 145L116 146V144ZM120 143V144H119ZM131 143V144H130ZM145 143V144H144ZM217 143V144H216ZM6 144H7V146L9 147H7L6 146ZM11 144H13V146H15L14 148L15 149H17V151L16 152H14V148H13V146L11 145ZM41 144V145H40ZM45 144V145H44ZM78 144H81V146H79ZM105 144V145H104ZM137 146H136V145ZM143 144V145H142ZM150 144L152 145L151 146V148H148V147H150ZM179 144V145H178ZM182 144V145H181ZM206 144H208V145H206ZM24 145V146H23ZM29 145H31V146H29ZM36 145V149L34 148V146ZM100 145V146H99ZM105 146V149H104V146ZM109 145H110V147H109ZM123 145V146H122ZM173 145H174V149H173ZM178 146V150L176 149L177 148V146ZM188 145H190L189 147H188ZM214 145V146H215ZM12 146V147H11ZM30 148H34L33 150L31 149V152H29L30 150H29V147ZM41 146V147H40ZM63 146H64V148H63ZM68 147V151H67V147ZM93 146H95V147H93ZM97 146V147H96ZM102 146V147H101ZM106 146H108L107 148H106ZM112 146V147H111ZM120 146V147H119ZM122 146V147H121ZM143 146V147H142ZM182 146V148H181V150H180V147ZM13 148V149H11V148ZM50 149V151H47L48 149ZM49 147H53L52 149L51 148H49ZM62 147V148H61ZM76 147V148H75ZM79 147V148H78ZM82 147V149H83V147H84V149L83 150H79L80 148ZM90 147V148H89ZM99 147V148H98ZM114 147H115V149H114ZM139 147V148H138ZM164 147V146H163ZM44 148V149H43ZM59 148V149H58ZM66 148V151H67V153H66V151L65 150H61V149H65ZM69 148L71 149V150H69ZM86 148V149H85ZM88 148V149H87ZM92 148H94L93 149V151H92ZM98 148V149H97ZM100 148H103V149H101L100 150ZM111 148H113V149H111ZM137 148V149H136ZM2 149V150H1ZM20 151H19V150ZM40 149H41V151L44 153H42L41 151H40ZM46 149V150H45ZM55 149V150H54ZM76 149V150H75ZM90 149V151H88ZM107 149H108V151H107ZM134 149V150H133ZM204 149V148H203ZM206 149V148H205ZM4 150H8L10 153H8V151L5 153V151ZM57 150V151H56ZM58 150H60L59 152H62V153H66L67 155H65V154H62V153H60L59 154V152H58ZM75 150V151H74ZM81 151V152H78V151ZM102 150H104L103 152H102ZM174 150H177V152L175 151V153H174ZM13 151V152H12ZM22 151H23V153H24V155H23V153H22ZM27 151V152H26ZM34 151V152H33ZM39 151V152H38ZM45 151V152H44ZM53 151V152H52ZM54 151H56V152H58V154L60 155V156H62L61 158H60V156H58V155H56V153H54ZM64 151V152H63ZM73 151H74V153H76V151H77V153L76 154H74L73 153ZM85 151V152H84ZM88 151V152H87ZM98 151L100 152V153H98ZM112 151V152H111ZM131 151V152H130ZM179 151V152H178ZM26 152V153H25ZM34 154H37V155H34ZM37 152V153H36ZM48 152H50L49 154H48ZM70 152V153H69ZM71 152H72V154H71ZM106 152V153H105ZM174 154H176V156L174 155H172L173 153ZM17 153V154H16ZM39 153H41L40 155H39ZM45 153H47V154H45ZM86 153H88V154H86ZM94 153H95V155H94ZM111 153V154H110ZM120 153V154H119ZM1 154H0V156H1ZM9 154V155H8ZM21 154V155H20ZM30 154H32V157L31 156H29ZM62 154V155H61ZM71 154V155H70ZM81 154V155H80ZM86 156H85V155ZM127 154V155H126ZM131 154V155H130ZM135 156H134V155ZM137 154V155H136ZM143 154H144V156H143ZM201 154H204V155H201ZM217 154V155H216ZM219 154V155H218ZM8 155V156H7ZM26 155V156H25ZM27 155H28V157H27ZM44 156V155H46V157H41V156ZM48 155V156H47ZM65 155V158L63 157ZM73 155V156H72ZM74 155H76L75 157H74ZM78 155V156H77ZM82 155L83 156H85V158H82ZM88 155H90L92 158V160H90V158H89V156ZM93 155V156H92ZM102 155V156H101ZM108 156V159H107V156ZM113 157H112V156ZM115 155V156H114ZM129 155V156H128ZM133 155V156H132ZM152 155L153 156H155V157H152ZM207 155V156H206ZM216 155V157L214 158V156ZM15 156H16V158L18 157V159H19V157L20 158H23L24 156L26 157V159H16L15 158ZM22 156V157H21ZM34 156V157H33ZM37 156H39L40 157V159L42 160V161H40V159H39V157H37ZM52 156V157H51ZM53 156H55L56 158H54ZM58 156V157H57ZM69 156V157H68ZM73 158H71V157ZM97 156V158H95ZM98 156H99V158H98ZM105 158H104V157ZM151 156V157H150ZM159 156H162V157H160L161 159H159L158 157ZM190 156V157H189ZM199 156V157H198ZM204 156H205V159H203L204 158ZM3 157V158H4ZM15 159H14V158ZM24 157V158H25ZM30 157V159H27V158H29ZM49 157H50V159L52 158V160H51V162L49 161L50 159H49ZM80 157V158H79ZM88 159H87V158ZM125 157V158H124ZM143 157H145V158H143ZM164 157V158H163ZM196 157V158H195ZM207 157V158H206ZM210 157H211V159H210ZM218 157V158H217ZM222 157V158H221ZM230 157V158H229ZM34 159V161L33 160H31V159ZM38 158V159H37ZM43 158V159H42ZM46 158H47V160L48 161H46ZM70 158V159H69ZM79 158V159H78ZM95 158V160H93ZM114 158V159H113ZM117 158V159H116ZM128 158V159H127ZM209 158V159H208ZM35 159H37L38 160V162H37V160L35 161ZM61 159H62V162L64 163V164H66V167H65V165H63V163L61 162ZM67 159H69V161L67 160ZM79 162H76V160ZM82 159V160H81ZM85 159H86V161H85ZM101 159H103V160H101ZM108 161H107V160ZM115 159H116V161H115ZM153 159H155V160H153ZM159 159V160H158ZM182 159V160H181ZM228 159V160H227ZM244 159V160H243ZM11 160V161H10ZM15 160V161H14ZM18 160V161H17ZM25 160V162H23V161ZM27 160V161H26ZM46 162H45V161ZM60 160V161H59ZM64 160V161H63ZM75 161V162H73L72 164L70 163L71 161ZM79 160H81V161H83V163L85 164L84 166L82 165L83 163H81V161H79ZM113 160V161H112ZM151 160V161H150ZM166 160V161H165ZM170 160V161H169ZM198 160V161H197ZM203 160V161H202ZM206 160H208V162H206ZM212 160L215 162V164H214V162L212 163ZM217 160V161H216ZM230 160V161H229ZM9 161L11 162V163H9ZM12 161H14V162H12ZM23 162V163H21V162ZM33 162V163H31V162ZM58 162V163H56V162ZM65 161H68V163L70 164H67V162H65ZM157 161V162H156ZM219 161V162H218ZM226 161V162H225ZM246 161H247V163H246ZM19 162V163H18ZM30 162V163H29ZM38 164H37V163ZM49 162V163H48ZM107 162V163H106ZM108 162H110V163H108ZM115 162V163H114ZM117 162V163H116ZM120 162V163H119ZM141 162V163H140ZM164 164H163V163ZM209 162H210V165H209ZM240 162H242V163H240ZM9 163V164H8ZM15 165H14V164ZM18 163V164H17ZM28 163H29V165H28ZM36 163V164H35ZM45 163V164H44ZM55 163V164H54ZM80 163H81V166H79L78 167V165H80ZM87 163V164H86ZM93 163V164H92ZM101 163H104V164H101ZM130 163V164H129ZM157 163V164H156ZM172 163V164H171ZM198 163V164H197ZM206 163V164H205ZM228 163H230V165L228 164ZM235 164V167H234V164ZM246 163V164H245ZM12 164V165H11ZM17 164V165H16ZM21 164V165H20ZM24 164V165H23ZM33 164V165H32ZM58 164H59V167H58ZM62 164V165H61ZM89 164V165H88ZM108 164V165H107ZM114 164H115V166H114ZM119 164H120V166H119ZM127 164V165H126ZM140 164V165H139ZM141 164H143V165H141ZM145 164V165H144ZM148 164V165H147ZM207 164H208V166H207ZM241 165L242 167H240V169H239V165ZM8 165V166H7ZM9 165H11V167H9ZM13 165L16 167V168H14L13 167ZM20 165V166H19ZM35 165V166H34ZM48 165V166H47ZM54 165H56V166H54ZM71 165H75V167L74 166H71ZM93 165V166H92ZM163 165V166H162ZM173 165V166H172ZM207 169H205L203 166ZM215 165V166H214ZM226 165H228V166H230L229 168H228V166H226ZM5 166H6V168H8V169H6L5 168ZM25 166V167H24ZM52 166V167H51ZM69 166H71L72 168H69ZM83 166V168H81ZM91 166V167H90ZM98 166V167H97ZM124 166V167H123ZM138 166V167H137ZM156 166V167H155ZM179 166V167H178ZM207 166V167H206ZM211 166V167H210ZM252 166V167H251ZM3 169H2V168ZM21 167H23L24 168V170L21 168ZM30 167V168H29ZM38 167V168H37ZM43 167V168H42ZM47 167H51L50 169L49 168H47ZM55 167V168H54ZM56 167H58V168H56ZM77 167V168H76ZM93 167H95V168H93ZM108 167V168H107ZM112 167V170L110 169ZM127 167V168H126ZM132 167H136V168H132ZM141 167V168H140ZM189 167H190V169H189ZM203 167V168H202ZM215 167V168H214ZM238 167V168H237ZM17 168H18V170H17ZM27 168H28V170H27ZM45 168V170H43ZM78 168H79V170H78ZM98 168H100V169H98ZM117 168H119V169H117ZM121 168H123V170L121 169ZM132 168V169H131ZM187 168V169H186ZM211 168V169H210ZM221 170H220V169ZM236 168H237V170H236ZM241 168H243V169H241ZM22 171H21V170ZM32 169V170H31ZM66 171H65V170ZM93 169V170H92ZM95 169H97V170H95ZM127 171H126V170ZM138 169H140V170H138ZM150 169V170H149ZM204 169V170H203ZM215 169V170H214ZM223 169V170H222ZM225 169V170H224ZM226 169H228V170H226ZM5 170V171H4ZM7 170V171H6ZM10 170V171H9ZM20 170V171H19ZM35 170V171H34ZM43 170V171H42ZM53 170V171H52ZM58 170V171H57ZM67 170H69V173H66V172H68ZM72 170H74V171H71ZM82 170V171H81ZM85 170V171H84ZM91 170V171H90ZM104 170V171H103ZM108 170V171H107ZM122 170V171H121ZM131 170V171H130ZM147 170V171H146ZM158 171V173H157V171ZM162 170V171H161ZM202 170V171H201ZM231 170H232V172H231ZM238 170L240 171V172H238ZM248 170V171H247ZM15 171V172H14ZM23 171H24V173H23ZM30 171V172H29ZM51 172V173H53V174H51V173H49V172ZM59 171H60V173H59ZM63 171V172H62ZM80 171V172H79ZM93 171V172H92ZM96 173H95V172ZM100 171V172H99ZM143 173H142V172ZM154 171V172H153ZM173 171H175V172H173ZM190 171V172H189ZM211 171V172H210ZM212 171L214 172V174H212ZM226 171H228V172H226ZM9 172V173H8ZM65 172V173H64ZM74 172V173H73ZM78 172H79V174H78ZM82 172H84V173H82ZM87 172V173H86ZM91 172V173H90ZM105 174H104V173ZM108 172V173H107ZM130 172V173H129ZM140 172V173H139ZM202 172H203V174H202ZM206 172H209V173H206ZM2 173V174H1ZM12 173H14V174H12ZM30 173V174H29ZM38 173H40V175H41V177H40V175L38 174ZM46 173V174H45ZM55 173H57V176H56V174ZM59 173V174H58ZM62 173H64V174H62ZM76 173V174H75ZM89 173V174H88ZM128 173V174H127ZM137 173H139V174H137ZM153 173V174H152ZM180 173V174H179ZM201 173V174H200ZM220 173V174H219ZM238 173V174H237ZM240 173V174H239ZM242 173V174H241ZM251 173V174H250ZM7 174V176L5 177V175ZM10 174V176H9V178H8V175ZM44 174V175H43ZM65 174H66V176H65ZM72 174V175H71ZM75 176H74V175ZM123 174V175H122ZM146 176H145V175ZM149 176H148V175ZM177 174V175H176ZM182 174V175H181ZM205 174V175H204ZM206 174H207V177H206ZM228 174H230L229 176H227ZM254 174V175H253ZM2 175H3V177H2ZM15 175V176H14ZM17 175V176H16ZM39 175V177H37ZM46 175V176H45ZM48 175V176H47ZM51 175V176H50ZM62 175V176H61ZM70 175V176H69ZM104 175V176H103ZM110 175V176H109ZM132 175V176H131ZM135 175V176H134ZM152 175V176H151ZM167 175V176H166ZM204 175V176H203ZM212 175V176H211ZM234 175V176H233ZM237 175H239V176H237ZM29 177V178H27V177ZM34 176V177H33ZM68 176V177H67ZM107 176H108V178H107ZM115 176V177H114ZM119 176V177H118ZM137 176V177H136ZM156 176H158V177H156ZM199 176H200V178H199ZM210 176H211V178H210ZM246 176V177H245ZM47 179H45V178ZM60 177H62V178H60ZM65 177V178H64ZM87 177V178H86ZM94 177H95V179H94ZM96 177H97V179H96ZM110 177V178H109ZM121 177H122V179H121ZM170 179H169V178ZM206 177V178H205ZM215 177V178H214ZM218 177V179H217V182H215L214 180H216V178ZM226 177V178H225ZM233 177L235 178V179H233ZM238 177V178H237ZM241 177V178H240ZM4 178H5V180H4ZM39 178H41V179H39ZM58 178V179H57ZM85 180H84V179ZM104 178V179H103ZM106 178V179H105ZM142 178V179H141ZM151 178H152V180H151ZM157 178H159V179H157ZM174 178V179H173ZM176 178V179H175ZM213 178H214V180H213ZM246 178V179H245ZM3 179V180H2ZM7 179H8V181H7ZM10 179H12V180H10ZM53 179H54V182H53ZM57 179V180H56ZM108 179H110V180H108ZM113 179H117L116 181L115 180H113ZM139 179V180H138ZM222 179H224V180H222ZM230 179L231 180H233V181H231V182H229L228 183V181H230ZM239 179V180H238ZM257 179V180H256ZM17 180V181H16ZM55 180H56V182H55ZM76 180V181H75ZM144 182H143V181ZM204 182H203V181ZM211 180H213L214 181V183H212L211 184ZM235 180H237V181H235ZM10 181V182H9ZM19 181V182H18ZM26 181V182H25ZM58 181V182H57ZM62 181H63V183H62ZM99 183H98V182ZM104 181V182H103ZM107 181V182H106ZM119 181V182H118ZM121 181V182H120ZM132 181V182H131ZM137 181V182H136ZM147 181V182H146ZM149 181V182H148ZM156 181V182H155ZM159 181V182H158ZM209 181V182H208ZM212 181V182H213ZM242 181H244V182H242ZM251 181V182H250ZM253 181V182H252ZM7 182V183H6ZM17 182V183H16ZM21 182V183H20ZM25 182V183H24ZM129 182H130V184H129ZM135 182V183H134ZM140 182V183H139ZM163 182V183H162ZM176 182V183H175ZM224 182V183H223ZM228 183V185H227V183ZM238 182V183H237ZM19 183H20V185H19ZM27 183V184H26ZM40 183H42V184H40ZM67 183V184H66ZM102 183H103V185H102ZM110 183V185H108ZM133 185H132V184ZM143 183V184H142ZM157 183V184H156ZM160 183V184H159ZM216 183V184H215ZM222 183V184H221ZM226 183V184H225ZM230 183H232L231 185H230ZM241 183V184H240ZM29 184V185H28ZM100 184L102 185V186H100ZM112 184H114L113 186H112ZM117 184V185H116ZM123 184V185H122ZM139 184V185H138ZM153 184H155V185H153ZM164 184V185H163ZM167 184V185H166ZM209 184H211V185H209ZM245 185V186H243V185ZM251 184H253L252 186H250ZM261 184V185H260ZM5 185V186H4ZM26 185V186H25ZM107 185V186H106ZM116 185V186H115ZM134 185H136V186H134ZM145 186V188H144V186ZM152 185V186H151ZM162 185H163V187H162ZM207 185H209V186H207ZM216 185H218V186H216ZM249 185V186H248ZM260 185V186H259ZM10 186V187H9ZM92 186V187H91ZM93 186H94V188H93ZM106 186V188H104ZM140 186V187H139ZM159 186V187H158ZM173 186V187H172ZM202 188H201V187ZM243 186V187H242ZM3 187V188H2ZM30 187V188H29ZM91 187V188H90ZM102 189H101V188ZM143 187V188H142ZM156 187V188H155ZM165 187H166V189H165ZM254 187V188H255ZM7 188V189H6ZM9 188V189H8ZM20 188V189H19ZM23 188V189H22ZM28 188H29V190H28ZM32 188H35V189H32ZM78 188V189H77ZM110 188V189H109ZM124 188V189H123ZM138 188H139V190H138ZM159 188H162V191H160L159 190ZM199 188V189H198ZM208 188V189H207ZM216 188V189H215ZM22 189V190H21ZM32 189V190H31ZM41 189V190H40ZM67 189V190H66ZM100 189H101V192H100ZM108 189V190H107ZM134 189V190H133ZM136 189V190H135ZM157 189V190H156ZM189 189V190H188ZM194 189V190H193ZM225 189V190H224ZM256 189V188H255ZM4 190V191H3ZM8 190V191H7ZM12 190V191H11ZM28 190V191H27ZM31 190V191H30ZM33 190H34V192H33ZM90 190V191H89ZM143 192H141V191ZM144 190V191H143ZM159 190V191H158ZM207 190V191H206ZM222 190V192H220ZM85 191V192H84ZM97 191H99L101 194H99V192H97ZM113 191V192H112ZM127 191V192H126ZM140 191V192H139ZM157 191V192H156ZM174 191V192H173ZM186 191V192H185ZM194 191V192H193ZM224 191V192H223ZM233 191V192H232ZM249 191V190H248ZM24 192V193H23ZM28 192V193H27ZM93 192V193H92ZM106 192V193H105ZM110 192V193H109ZM134 192H135V194H134ZM167 194H166V193ZM185 192V193H184ZM189 192V193H188ZM205 192H206V194H205ZM216 192V193H215ZM22 193V194H21ZM30 193V194H29ZM97 193V194H96ZM140 193H142V194H140ZM193 193V194H192ZM203 193V194H202ZM218 193V195H216ZM240 193V194H239ZM27 194V195H26ZM29 194V195H28ZM32 194V195H31ZM106 194H108V195H106ZM111 194H112V196H111ZM118 194V195H117ZM138 194V195H137ZM162 194V195H161ZM164 194H166V195H164ZM201 194V195H200ZM22 195V196H21ZM25 195V196H24ZM97 195V196H96ZM101 195V196H100ZM128 195V196H127ZM131 195V196H130ZM132 195H134V197L132 196ZM150 195V196H149ZM164 195V196H163ZM170 195V197H168V196ZM104 196V197H103ZM136 196V197H135ZM144 196V197H143ZM146 196H149V197H147L148 199H149V202H148V199L146 198ZM153 196V197H152ZM191 196V197H190ZM194 196H195V198H194ZM197 196H199V197H197ZM203 196V197H202ZM225 196H228V197H225ZM238 196V197H237ZM243 196V197H242ZM92 197V198H91ZM117 197V198H116ZM126 197H127V199H126ZM130 197V198H129ZM138 197V198H137ZM151 197V198H150ZM165 197V198H164ZM187 197V198H186ZM216 197V198H215ZM101 198H103V199H101ZM121 198V199H120ZM141 199L142 201H144V202H141V200H138V199ZM157 198V199H156ZM163 199V200H165V202L164 201H161V199ZM166 198H167V200H166ZM176 198V199H175ZM184 198H185V200H184ZM203 198V199H202ZM3 199V200H2ZM91 199V200H90ZM105 199H106V201H105ZM113 199H114V201H113ZM226 199V200H225ZM242 199V200H241ZM14 200V201H13ZM21 200V201H20ZM40 200V201H39ZM101 200V201H100ZM112 200V201H111ZM125 200V201H124ZM127 200L129 201V202H127ZM132 200H133V203H132ZM137 200V201H136ZM145 200H147V201H145ZM153 200V201H152ZM155 200V201H154ZM174 200V201H173ZM191 200V201H190ZM195 200V201H194ZM199 200V201H198ZM232 200H233V202H232ZM33 201V202H32ZM43 201V202H42ZM109 201V202H108ZM111 201V202H110ZM124 201V202H123ZM134 201L136 202V203H134ZM153 202L152 204H149V203H151V202ZM162 203H161V202ZM186 201V202H185ZM218 201V202H217ZM226 201V202H225ZM236 201V202H235ZM9 202V203H8ZM13 202H16V203H13ZM22 202H23V204L24 205H26V206H23V205H21L22 204ZM25 202V203H24ZM50 204H49V203ZM72 202V203H71ZM94 202V203H93ZM98 202V203H97ZM112 202H113V204H112ZM122 204H121V203ZM132 204H131V203ZM140 202V203H139ZM155 202V203H154ZM167 202V203H166ZM172 204H171V203ZM175 202V203H174ZM183 202V203H182ZM199 202V203H198ZM29 203V204H28ZM34 203V204H33ZM38 205H41V206H38V208H37V204ZM41 203V204H40ZM47 203V204H46ZM67 203V204H66ZM71 205H70V204ZM100 203V204H99ZM125 203H127V204H125ZM162 205H161V204ZM166 203V204H165ZM179 203V204H178ZM218 203H220L219 204V206L217 205ZM230 203H232V204H230ZM2 204H3V206H2ZM8 204V205H7ZM63 204H64V206H63ZM104 204V205H103ZM107 204V205H106ZM109 204V205H108ZM121 204V205H120ZM138 205V206H136V205ZM142 204V205H141ZM155 204H157V206L155 205ZM159 204V205H158ZM174 204V205H173ZM184 204V205H183ZM11 205V206H10ZM46 205V206H45ZM49 205V206H48ZM66 205V206H65ZM76 205V206H75ZM100 206V207H98V206ZM103 205V206H102ZM118 205V206H117ZM122 207H120V206ZM127 205V206H126ZM145 207H144V206ZM147 205V206H146ZM149 205V206H148ZM155 205V206H154ZM175 205H176V207H175ZM178 205H180V206H178ZM234 205H236V204H234ZM233 205V206H234ZM1 206H2V208L4 209V212L6 211V213H7V216H6V214L4 213L3 215V217H4V219H6L7 217H8V219H11V223H12V225L9 223L10 222V220H8V219H6V222L4 223V225L2 224L3 223V221H5V220H3V217H2V214L1 213H3V209L1 208ZM8 207V209H7V207ZM46 208H48V209H46ZM51 206H53V208L51 209ZM82 206V207H81ZM92 206H94V207H92ZM111 206V207H110ZM126 206V207H125ZM151 206V207H150ZM160 206V207H159ZM168 206H170V207H168ZM173 206V207H172ZM216 206H217V209H216ZM232 206V208L233 209H235L234 211L235 212H233V217L234 218H236V217H238L239 216V213H237V212H239V211H237L238 209H237V207L235 208V207H233ZM11 207H13V208H11ZM15 207V208H14ZM50 207V208H49ZM61 207L63 208V210L62 211H60V209H61ZM69 209H68V208ZM95 207H98L97 209H95ZM107 207V208H106ZM109 207V208H108ZM113 207H115V208H113ZM117 207V208H116ZM118 207H120V209L118 208ZM128 207V208H127ZM136 207H137V209H136ZM142 209H140V208ZM175 207V208H174ZM182 207V208H181ZM209 207V208H208ZM6 208V209H5ZM18 208H19V210H18ZM21 208H23V209H21ZM43 208V209H42ZM66 208V209H65ZM80 208V209H79ZM82 208V209H81ZM89 208V209H88ZM91 208V209H90ZM112 208H113V210H112ZM125 208V209H124ZM158 208V209H157ZM205 208V209H204ZM12 210V209H15V210H13V212H11L10 213V215L12 214H14L15 213V215H13V216H15L16 217V219L17 220H13V216L10 218V215H8L9 213L8 212H10V210ZM33 209H34V211H33ZM36 209V210H35ZM42 211H41V210ZM44 209H46V212L44 211ZM51 211H50V210ZM54 209V210H53ZM59 209V210H58ZM68 209V210H67ZM87 209V210H86ZM93 209V210H92ZM95 209V210H94ZM99 209V210H98ZM101 209V210H100ZM106 209V210H105ZM111 210L110 212H109V210ZM122 209V210H121ZM135 211H134V210ZM159 209H162L161 211H159ZM176 209V210H175ZM185 211H184V210ZM208 211H207V210ZM219 209V210H218ZM232 209V210H233ZM7 210H8V212H7ZM17 210V211H16ZM22 212H21V211ZM53 210V211H52ZM56 210H58L57 211V213H55V211ZM70 210V211H69ZM75 210V211H74ZM86 210V211H85ZM104 210V211H103ZM115 210V211H114ZM133 210V211H132ZM141 210V211H140ZM153 210V211H152ZM168 210V211H167ZM204 212H203V211ZM217 210H218V212H217ZM28 212V213H26V212ZM37 211V212H36ZM44 211V212H43ZM47 211H48V213H47ZM60 211V213H59V215L60 214H64V216H59L58 215V212ZM79 211V212H78ZM90 211V212H89ZM145 211V212H144ZM157 211V212H156ZM169 211H170V213H169ZM189 211H190V213H189ZM202 213H201V212ZM205 211H206V213H205ZM212 211V212H211ZM18 212H21V213H18ZM42 214V215H40V213ZM69 213V214H67L66 215V213ZM75 212V213H74ZM88 212V213H87ZM108 212V213H107ZM113 212V213H112ZM137 212V213H136ZM139 212V213H138ZM159 212V213H158ZM164 212V213H163ZM167 212V214H165ZM173 212V213H172ZM176 212V213H175ZM181 212V213H180ZM182 212H184V213H182ZM209 212H211L216 218H217V220H218V224L219 223H221L223 226L222 227H224V225H225V227L226 228H228V229H230L233 233H235L236 235V237L237 238H239V240L237 241L236 240V242L233 240V239H229L228 238V236H225V235H227L223 230H222V228L220 227V224L219 225H217V227L219 226V228H220V230H219V228H218V230H219V232H220V234H222V235H220L219 234V232H218V230H216L213 226H211L210 225V223H207V222H209V220H207V214L209 213ZM23 213V214H22ZM39 213V214H38ZM54 213H55V215H54ZM80 213V215H78ZM85 213V214H84ZM91 213V214H90ZM99 213V214H98ZM110 213V214H109ZM131 213V214H130ZM149 213H151V214H149ZM158 213V214H157ZM169 213V214H168ZM192 213V214H191ZM219 213V214H218ZM238 215H237V214ZM21 214V215H20ZM56 214H57V216H56ZM71 214V215H70ZM74 214V215H73ZM97 214V216L95 217L94 215H96ZM107 214V219H106V217L104 216V215H106ZM120 214H121V216L122 217H120ZM129 214V215H128ZM182 214V215H181ZM184 214H186V215H188V216H186V215H184ZM193 216H191V215ZM201 214H202V216L204 217H202L201 216ZM237 216H236V215ZM17 215V216H16ZM19 215L20 216H25V221L26 222H28L27 224L24 222V220L21 218V219H19L20 217H19ZM44 215H45V217H44ZM49 215V216H48ZM50 215H51V217H50ZM56 217V219H54L55 217ZM87 215V216H86ZM90 215H91V217H90ZM100 215H101V217H100ZM108 215H109V217H108ZM113 215H114V217H113ZM118 215V216H117ZM146 215V216H145ZM151 215H152V217H151ZM166 215H167V217H166ZM169 215V216H168ZM171 215V216H170ZM181 215V216H180ZM195 215V216H194ZM199 215V216H198ZM205 215H206V217H205ZM37 216H38V218H37ZM46 216H47V218H46ZM69 218H68V217ZM85 216V217H84ZM128 216V217H127ZM130 216V217H129ZM158 216V217H157ZM190 216V217H189ZM196 216H198V217H200V218H197L196 220H194L195 219V217ZM1 217H2V219H1ZM6 217V218H5ZM19 217V218H18ZM30 217V218H29ZM48 217H50L49 219H48ZM63 217V218H62ZM124 217H126V218H124ZM131 217H133V218H131ZM157 217V218H156ZM173 217V218H172ZM183 217H185V218H183ZM187 217H188V219H187ZM192 217V221L191 220H189L190 218ZM223 219H222V218ZM40 218H41V221H40ZM43 218H44V220H43ZM57 218H59V219H57ZM66 218H67V220H66ZM101 218V219H100ZM104 220H103V219ZM121 218V219H120ZM178 218V219H177ZM180 218H181V220H180ZM202 218V221L203 222H201L200 221V219ZM39 219V220H38ZM70 219V220H69ZM74 219H75V221H74ZM77 219V220H76ZM86 219H88L89 221H87ZM90 219H92L93 221V224L92 223H90ZM95 219V220H94ZM97 219H99V221L97 220ZM110 219H111V221H110ZM146 219V220H145ZM165 219V220H164ZM198 219H199V221H198ZM205 219V220H204ZM225 219V220H224ZM2 220V221H1ZM19 220H21V221H23V222H21V221H19ZM43 220V221H42ZM52 220V221H51ZM79 220V221H78ZM106 220V222H104ZM138 220V221H137ZM158 220V221H157ZM173 220V221H172ZM194 220V221H193ZM229 220V222L227 223V221ZM9 221V222H8ZM61 223H60V222ZM62 221H64V222H62ZM66 221V222H65ZM70 221H72V222H70ZM97 221V222H96ZM109 223H108V222ZM118 221V222H117ZM143 221V222H142ZM149 221V222H148ZM171 221V222H170ZM195 221H198V222H195ZM205 221V222H204ZM16 222H18V223H16ZM50 222H52V223H50ZM54 222V223H53ZM74 222L76 223V226H73L72 224H74ZM85 222H87V223H85ZM94 222H96L95 224H94ZM111 222V223H110ZM123 222H125V223H123ZM141 222V223H140ZM192 222H194V223H192ZM233 222V223H232ZM7 223L8 224H10V226H12V227H10L9 225H8V227L6 226L7 225ZM16 225H15V224ZM23 223V224H22ZM32 223H34V224H32ZM99 223V224H98ZM102 223V224H101ZM113 223H114V225H113ZM115 223H117V224H115ZM120 223V224H119ZM123 223V224H122ZM164 223V224H163ZM183 223V224H182ZM188 223H189V225H188ZM201 223V224H200ZM205 223V224H204ZM227 225H226V224ZM25 224V225H24ZM29 224H31V225H29ZM41 224H42V226H41ZM52 224V225H51ZM79 224V225H78ZM88 224H90V225H88ZM93 226H92V225ZM104 224H106V225H104ZM110 224V225H109ZM119 224V225H118ZM162 224V225H161ZM194 224H198V225H196V227H194ZM202 224H204V225H202ZM209 224V225H208ZM18 225V226H17ZM21 225H22V227H21ZM27 225V226H26ZM45 225H46V227H45ZM55 225L57 226V227H55ZM66 225V226H65ZM71 227H70V226ZM84 225V226H83ZM102 225V226H101ZM103 225L104 226H106V228L105 227H103ZM109 225V226H108ZM112 225V226H111ZM152 225V226H151ZM185 225V226H184ZM201 227H200V226ZM231 225L233 226V227H231ZM19 227V229L18 228H15V227ZM26 226V227H25ZM34 226V229L33 230H30V229H28V228H32ZM60 226V227H59ZM62 226V227H61ZM65 226V227H64ZM82 228H81V227ZM97 226V227H96ZM100 226V227H99ZM114 226V227H113ZM118 226V228H119V230H118V228H115V227H117ZM137 226V227H136ZM140 226V227H139ZM161 226V227H160ZM164 226V227H163ZM191 226V227H190ZM199 226V227H198ZM15 229H14V228ZM23 227H25V231H24V229H23ZM38 227V228H37ZM40 227V228H39ZM47 227H48V229H47ZM69 227V228H68ZM79 227H80V229H79ZM96 227V228H95ZM107 227H108V229H107ZM176 227V228H175ZM183 227H185V228H183ZM194 227V228H193ZM200 228V231H198V233L200 234V232H201V234H204L203 236H205V237H203L202 236V239H200V240H202V241H200V240H198L199 238H195V236L194 235H196L197 234V230H196V228ZM213 227V228H212ZM5 228V229H4ZM13 228V229H12ZM75 228V229H74ZM87 228H89L88 230H87ZM110 228V229H109ZM113 230H112V229ZM122 228V229H121ZM153 228H160V230L162 229V230H168L169 232H172V234H170V235H168V234H166V235H164V234H162L161 236H159V237H161V240H170L169 242H172L171 240H174V243L172 244V243H169L168 245H167V243L165 244V247H164V245H162V244H160V245H156L157 247L156 248H158V250H156V249H154V248H152V247H154V246H152V245H150L149 243H145V241L147 240V238H150V240H152V237H154V239L156 238V239H159V237L157 238L156 236H154L153 234L151 235V233H152V230H153ZM173 228V229H172ZM193 228V229H192ZM201 228H203V229H201ZM205 228V229H204ZM208 228H210V229H212V230H215V232L214 231H212L211 233H209L210 232V229H208ZM235 230H234V229ZM16 229H17V231H16ZM22 229V232L24 231L26 234H28L27 235V237H20V236H24V234L25 233H22L21 231V233H19V230H21ZM26 229H28V230H26ZM37 229V230H36ZM45 229V230H44ZM47 229V230H46ZM53 229V230H52ZM58 229V230H57ZM66 229V230H65ZM78 229V231H76L75 232V230H77ZM85 229V230H84ZM97 229V230H96ZM100 229V230H99ZM183 229V230H182ZM186 229V230H185ZM208 231H207V230ZM9 230V232L7 233V231ZM35 230V231H34ZM61 230H62V234H61ZM81 230H84L85 231V233H84V231L82 232ZM92 230H94V231H92ZM99 230V231H98ZM102 230H104V231H102ZM115 230V231H114ZM121 230V232H119ZM126 230H128V231H126ZM182 230V231H181ZM191 230V231H190ZM193 230V231H192ZM196 230V231H195ZM204 230V231H203ZM16 233H14V232ZM33 231V232H32ZM48 231V232H47ZM118 231V232H117ZM150 231V233H148ZM190 231V232H189ZM205 231H207L206 233H209L210 235H214L215 236V234L214 233H216V232H218V233H216V234H218V236L215 238L214 236L212 237V236H210L209 234H208V237L205 235ZM222 231V232H221ZM46 232V233H45ZM57 232V233H56ZM73 232V233H72ZM80 232H81V235H80ZM93 232H94V234H93ZM107 232H109V233H107ZM112 232H113V234H112ZM193 232H195V234H193ZM214 232V233H213ZM31 233H32V235H31ZM36 234V236H35V234ZM38 233V234H37ZM41 234V236H40V234ZM43 233V234H42ZM44 233H45V235H44ZM55 233V234H54ZM65 233H66V235H65ZM71 233V234H70ZM89 233V234H88ZM92 233V234H91ZM99 233V234H98ZM138 233V234H137ZM186 233V234H185ZM213 233V234H212ZM2 234H1V236H2ZM11 234V235H10ZM21 234V235H20ZM26 234H25V236H26ZM31 236H30V235ZM57 234V235H56ZM58 234H60V235H58ZM72 234H76L78 237L76 238V235H72ZM107 235L108 236V238H107V236H105V235ZM123 234V235H122ZM239 234V233H238ZM53 235V236H52ZM55 235V236H54ZM68 235V236H67ZM70 235V236H69ZM86 235H87V237H86ZM93 235V236H92ZM136 235H137V237H136ZM175 235V236H174ZM177 235V236H176ZM224 235V236H223ZM9 236H11V237H9ZM34 236H35V238H37V236H38V238L37 239H34ZM44 238H43V237ZM48 236H50V237H48ZM92 236V237H91ZM103 236L104 237H106L105 239L103 238ZM194 236V237H193ZM209 236H210V239H212L213 241L212 242H210L209 241ZM3 237V238H4ZM48 237V238H47ZM52 237V238H51ZM54 237V238H53ZM60 237H61V239H60ZM74 237L77 239H74ZM88 237H89V239H88ZM93 237H94V239H93ZM124 237V238H123ZM140 237V238H139ZM188 237V238H187ZM222 237V238H221ZM224 237V238H223ZM3 238H1L0 237V239H2L3 241H4V239ZM27 238H29L28 240H27ZM34 239V240H38L37 241V243L34 241V243H32L33 241H32V239ZM42 238V239H41ZM59 240H58V239ZM67 238V239H66ZM90 238H91V240H90ZM99 238V239H98ZM135 238V239H134ZM165 238V239H164ZM171 238V239H170ZM176 238H178V239H176ZM179 238H181L180 240H179ZM184 238V239H183ZM185 238H187V239H185ZM189 238H191V239H189ZM206 240V241H204V239ZM219 238V239H218ZM242 238V237H241ZM22 239V240H21ZM23 239H25V241L23 240ZM45 240V242H44V240L43 241H41V240ZM46 239L48 240V242L46 241ZM84 239H85V241H84ZM106 240V241H104V240ZM119 239V240H118ZM143 239H145V240H143ZM183 239V240H182ZM189 239V240H188ZM215 239V240H214ZM227 239H229L228 241H227ZM2 240H0L1 242V244H0V249L1 250H3L4 248L8 251H6L5 250V252L6 253H10L9 252V250L11 249L9 246H7V244L5 245V243H7V241H4L5 243H3V241ZM15 240H17V241H15ZM58 240V241H57ZM62 240V241H61ZM66 240H67V242H66ZM88 240H89V242H88ZM99 240V241H98ZM102 240V241H101ZM124 240V241H123ZM132 240V241H131ZM140 240L142 241V243H139L140 242ZM176 240H179L180 242H182L183 241V243H179V242H177V244H175L176 242ZM184 240H186V241H184ZM188 240V241H187ZM191 240V241H190ZM195 240V241H194ZM196 240H198V241H196ZM219 240H222L221 242L219 241ZM224 240V241H223ZM242 240H244V241H242ZM20 241V242H19ZM32 241V242H31ZM60 241V243H58ZM84 241V242H83ZM88 243H87V242ZM108 241V242H107ZM119 241V242H118ZM190 241V242H189ZM200 241V242H199ZM204 241V242H203ZM217 241H219L220 242V244H223V246H220V244H218V242ZM226 241V242H225ZM230 241H232V242H230ZM235 242V245H241V247H239V249H238V247H236L235 245H234V242ZM26 242V243H25ZM30 242V243H29ZM39 242H41V244L43 245H40L39 244ZM46 242L48 243V244H46ZM65 243V244H63V243ZM74 244H73V243ZM82 242V243H81ZM85 242H86V245H87V247H85L86 245H84L85 244ZM90 242H91V245H90ZM101 242V243H100ZM204 243V246L202 245L203 243ZM217 242V243H216ZM230 242V243H229ZM238 242H239V244H238ZM12 243H11V246L13 247L14 245H12ZM19 243V244H18ZM24 243V244H23ZM62 243V244H61ZM72 243V244H71ZM75 243L77 244L76 246H75ZM102 243L103 244H105V245H102ZM109 243V244H108ZM133 243V244H132ZM143 243H145V244H143ZM179 243V244H178ZM186 243V244H185ZM198 243H200V244H197ZM213 243V245H211ZM21 244H23V245H21ZM28 245V246H26V245ZM33 244H35V246H40V247H36L35 248V246L33 245ZM45 244H46V247H45ZM52 246H51V245ZM92 244H93V246H92ZM140 244H143V245H140ZM164 244V243H163ZM192 244V245H191ZM196 246H195V245ZM215 244V245H214ZM218 244V245H217ZM244 244V245H243ZM3 245H5V246H7V247H5L4 246V248H2V246ZM25 245V247H27V248H25V247H21V246H24ZM30 245V246H29ZM33 245V246H32ZM61 247H60V246ZM63 245H65V246H63ZM67 245V246H66ZM98 245V246H97ZM128 245V246H127ZM163 247H162V246ZM206 245V246H205ZM242 245L244 246V247H242ZM41 246H42V248H41ZM49 246V247H48ZM55 248H54V247ZM68 246H69V249H68ZM72 246V247H71ZM77 246H79L78 247V249H76L77 248ZM84 248H83V247ZM104 246V247H103ZM125 248H124V247ZM141 246V247H140ZM142 246H144V247H142ZM159 246V247H158ZM198 246V247H197ZM213 246V247H212ZM218 246V247H217ZM228 248H227V247ZM233 246H235V249H234V247ZM52 247V248H51ZM57 247H59V249L57 248ZM63 247V248H62ZM67 247V248H66ZM91 247V248H90ZM111 247V248H110ZM127 247V248H126ZM140 247V248H139ZM171 247V248H170ZM176 247V249H174ZM181 247V248H180ZM190 247H192V248H190ZM201 249H200V248ZM204 247H205V249H204ZM214 247H215V249H214ZM230 247V248H229ZM19 248H21V250L19 249ZM22 248H23V250H22ZM25 248V249H24ZM31 248V249H30ZM47 248H49V249H47ZM57 248V249H56ZM64 248H65V251H66V253H65V251H64ZM129 248V249H128ZM143 248L145 249V250H143ZM152 248V249H151ZM161 248H162V250L163 249H165V250H163V251H161ZM194 248V249H193ZM206 248L208 249L206 252L207 253H203V252H205L204 250H206ZM218 248V249H217ZM233 248V249H232ZM240 248H242V250L240 249ZM13 249V248H12ZM11 249V250H12ZM27 249V250H26ZM38 249V250H37ZM53 251H52V250ZM63 249V250H62ZM83 249H86L85 251H83ZM132 249V250H131ZM133 249H134V251H133ZM154 249V250H153ZM160 249V250H159ZM172 249V250H171ZM174 249V250H173ZM182 249V250H181ZM214 249V251H212ZM223 250V251H220V250ZM26 250V251H25ZM32 250V251H31ZM36 250V251H35ZM42 250V251H41ZM44 250V251H43ZM46 250V251H45ZM47 250H49V251H47ZM55 250H57V251H55ZM75 250V251H74ZM76 250L78 251V254H77V252H76ZM80 250H82L81 252H80ZM90 250V251H89ZM101 250V251H100ZM121 250V251H120ZM126 250V251H125ZM179 250V251H178ZM181 250V251H180ZM189 250V251H188ZM191 250V251H190ZM195 250H198V252L196 251L195 252ZM216 250V251H215ZM229 250V251H228ZM237 252H236V251ZM241 250V251H240ZM15 251L13 250V251H11V253L12 252H14L15 253ZM59 251V252H58ZM61 251V252H60ZM73 251V252H72ZM97 251V252H96ZM104 251V252H103ZM120 251V252H119ZM132 251V252H131ZM136 251V252H135ZM159 253V255L157 256V252ZM165 251H166V253H165ZM168 251H170V252H168ZM183 251V252H182ZM202 251V252H201ZM227 251V252H226ZM49 252V253H48ZM68 252V253H67ZM70 252V253H69ZM71 252H72V254H74L75 252V254H74V256H75V258L73 257V255H72V257H71ZM84 252H86V253H84ZM88 252L90 253V254H88ZM127 252V253H126ZM135 252V253H134ZM141 252V253H140ZM154 253V255H153V253ZM161 252H163V254L161 253ZM181 252H182V254H181ZM190 252V253H189ZM202 254H201V253ZM210 252V253H209ZM212 252H213V254H212ZM222 252V253H221ZM232 252H233V254H232ZM13 253V254H14ZM15 253V254H16ZM49 255H48V254ZM53 253V254H52ZM60 253H62V255L60 254ZM111 253V254H110ZM133 254L132 256H131V254ZM139 253V254H138ZM156 253V254H155ZM168 253V254H167ZM171 253V254H170ZM199 253L201 254V255H199ZM209 253V254H208ZM216 253V254H215ZM24 254H22V255H24ZM35 254H36V256H35ZM44 254V255H43ZM50 254H52V255H50ZM56 254V255H55ZM60 254V255H59ZM68 254V255H67ZM69 254H70V256H69ZM76 254L77 255H79V256H81V258L79 257V256H76ZM88 254V255H87ZM115 254V255H114ZM117 254V255H116ZM119 254H121L120 255V257H119ZM180 254V255H179ZM203 254H208V257L207 258H205V255H203ZM211 254V255H210ZM223 254V255H222ZM230 254V255H229ZM236 254V255H237ZM56 257H55V256ZM85 255V256H84ZM138 255H139V257H138ZM140 255H141V257H140ZM148 255V256H147ZM177 255V256H176ZM190 255V256H189ZM214 255V256H213ZM233 255V256H232ZM42 256V257H41ZM46 256V257H45ZM49 256V257H48ZM88 256H89V258H88ZM91 256H93V257H91ZM97 256H99L98 258H97ZM107 256V257H106ZM117 258H116V257ZM123 256V257H122ZM153 256H154V258H153ZM157 256V257H156ZM168 256V257H167ZM185 256V257H184ZM207 256V255H206ZM37 257V258H36ZM51 257V258H50ZM58 257V258H57ZM69 257H71V258H69ZM85 258V260H84V258ZM119 257V258H118ZM158 257H160V259L158 258ZM162 257V258H161ZM182 257V258H181ZM200 257V258H199ZM202 257V258H201ZM204 257V258H203ZM213 257V258H212ZM229 257V258H228ZM231 257H232V260L230 261V259H231ZM29 258V257H28ZM48 258V259H47ZM55 258V259H54ZM72 258H74V259H72ZM79 258V259H78ZM88 258V259H87ZM111 258H112V260H111ZM129 258V259H128ZM138 258H140V259H138ZM148 258V259H147ZM153 258V259H152ZM199 258V259H198ZM209 258V259H208ZM219 258V259H218ZM228 258V260H226ZM66 259V261L64 262V260ZM116 259H118V260H116ZM145 259V260H144ZM147 259V260H146ZM157 259V260H156ZM195 259H197V260H195ZM200 259L202 260V261H200ZM210 260V261H208V260ZM222 259V260H221ZM233 259H235V260H233ZM69 260H71V261H69ZM78 260H80V261H82V263L80 262V263H78V261L76 262V261ZM86 260H88L87 262H86ZM104 260V261H103ZM111 260V261H110ZM116 260V261H115ZM126 260H127V262H126ZM129 260V261H128ZM130 260H131V262H130ZM134 260L136 261V262H134ZM168 260H170V261H168ZM182 260V261H181ZM206 260V261H205ZM211 260H212V262H211ZM217 260V261H216ZM61 261V262H60ZM109 263H108V262ZM138 261V262H137ZM146 261H148V262H146ZM161 261V262H160ZM221 261V262H220ZM232 261L234 262V263H232ZM51 262V263H50ZM55 262V263H54ZM74 262V263H73ZM97 262V263H96ZM105 262H107V263H105ZM119 262V263H118ZM125 262V263H124ZM156 262V263H155ZM170 262H172V263H170ZM181 262H183V263H181ZM186 262V263H185ZM112 263V264H113ZM236 264V263H235Z\"/></svg>","mask_w":264,"mask_h":264},{"label":"bare ground","instance_id":"2","mask_svg":"<svg viewBox=\"0 0 264 264\" xmlns=\"http://www.w3.org/2000/svg\"><path fill=\"white\" fill-rule=\"evenodd\" d=\"M5 0H3V2H4ZM14 1V0H13ZM15 1H17V0H15ZM28 1V0H27ZM31 1V0H30ZM37 1V0H36ZM40 0H38V2H39ZM47 0H41V4H42V9H44V14L39 10V11H35L34 10V12H39V14L37 15L36 14V17L37 16H39L41 13L44 15V16H46V22L47 23H49V22H51L52 24H53V22H55V24H57V23H63L62 25H68L69 27H72V28H74L73 30H76L77 32H79V31H81V28H82V31L81 32H79V34L80 33H82L81 35H83V33H86L87 34V32L85 31V30H87L88 29V32L89 31H93V32H95V30H89V24H87V22L89 21V19L91 18V17H89L90 15H92V14H90L91 13V11L93 10V12H94V10H96L97 12H98V14L100 15V18H102L103 20L105 19V21H106V19H108V20H110V22H107V23H114L115 22V20H111V19H113L114 18V16L115 15H117L118 17H121V19H119V21L118 22H115L114 23V25L116 24V23H118V25H126V24H132V23H143L145 26H147V29L148 28H151V30H150V32L152 31V29L154 30V28H156V27H159L160 29H159V33L154 37L153 35V38L149 35L148 37H146V39H141L140 41H141V43L139 44V47L138 48H136V51H134V53L131 55L130 54V56H128V57H124L123 55L124 54H121V56H123V58H119V60L118 61H116L117 62V65H114V66H116L113 70L111 69V67H110V69H108V71L106 70V72L103 74V75H105L104 77L105 78H107L108 76L110 77H113L114 78V80H113V82H115V84H114V89L112 90V89H109V88H105V90H101V91H99V92H104L105 91V94L103 95H99L100 97L99 98H101V96H104V98L102 99V101H101V103H103V101H104V103H106V106L108 105V108L109 107H113V108H115V110H117V113L118 112H120V110H121V112H120V116L119 115H117V117L119 116V117H122V115H121V113L123 112L122 110H125V113H126V111H127V115L129 116L130 115V113H131V110H132V112L134 111L133 109L135 108V107H139L140 105H141V107L144 105V107L145 106H147V108H149L150 107V109L151 110H153V112L154 113H156L155 115H157V114H159V112L160 111H158V110H160V108H162L163 106V108H165V105L167 104H170V105H172V106H170V107H172L173 108V106H174V108H178L179 107V112H181V111H183V113L185 114V116H184V118H183V120L181 121V122H179V121H176L175 123H174V125H173V123L171 124L172 126H170L169 128L167 127V125H168V123H166V124H164V122H163V120L162 121H160V122H158L157 123V126L154 128V126H155V121H159L161 118L163 119V117H161V116H159V117H161L160 119H158L157 117L155 118V116H154V118H155V121H154V125H152V121L150 122L151 123V125H149L148 126V124H146V122H144V121H142L143 122V124L141 123L140 125H143V126H145L146 127V130H148V132H149V134L151 135V134H154L152 131H156L155 129H157V127H158V131L155 133V135L152 137V139H149V143H151L152 145H155V143H160V141H161V139H162V141H165V143H164V147L162 146V144L160 145H155V146H153L152 148H151V144H150V147H148V148H151V149H147L148 151L150 150L152 153L151 154H153L154 153V155L155 156H157V155H162L163 153V155H169V153H167V154H165V152H168L167 150H169L170 148H171V144H176V143H179V142H181V141H186V142H188V143H193V144H199V143H201L202 142V140H203V138L204 137H208V136H210L211 138H217V142H219V144L218 145H215V144H213V147H206L205 146V142H202V145L203 146H199V147H201L202 148V151L200 152V148L199 149H196L195 147H193V148H189V149H185V150H181V148H182V146L180 147V153H182V151L183 152H194V151H196L197 153H199V155H200V153H207V155L209 154H212V153H223V154H226V155H228V156H230V157H264V0H191V2H189V1H187L189 4L191 3V6H193L192 4H194V6H193V8H194V10H193V8L191 7V9H190V11L192 10L193 12L195 11V12H197V11H200L201 13L200 14H202V18H201V16L200 17H197L199 14L197 13H195L194 12V14H196V16L195 17H197L198 19H196V18H193L192 16V18L191 17H189V15H187L188 16V18L190 19H187V20H185L184 22L183 21H181V22H175L176 20L174 19V16H176V14H173L172 13V11H173V9H172V11H171V9L169 8V7H167L166 6V1H172V3L174 2V3H180V6L182 5V1H185V0H165V2H163V0H55L56 2H55V4H53V0H52V3H50L49 1H51V0H48V2H46ZM192 1H194V3H192ZM2 2V0L0 1V3ZM9 2V1H8ZM22 2V1H21ZM182 2V3H181ZM186 1L183 3V4H185L186 5V3H187ZM14 3V2H13ZM24 3V2H23ZM34 3V2H33ZM32 3V4H33ZM165 3V4H164ZM168 3V2H167ZM6 4V3H5ZM27 4V3H26ZM25 4V5H26ZM39 4H40V2H39ZM41 4H40V6H41ZM171 4V3H170ZM188 4V5H189ZM1 5V4H0ZM10 5V4H9ZM35 5H36V2H35ZM185 5H182V6H185ZM3 6H5L4 4H3ZM13 6H15V5H13ZM37 6V8L39 7L38 5H36ZM173 6V5H172ZM179 6V5H178ZM181 6V7H182ZM187 6V5H186ZM190 6V5H189ZM188 6V7H189ZM12 7V6H11ZM32 7V6H31ZM174 7V6H173ZM187 7V8H188ZM6 8V7H5ZM8 8V7H7ZM7 8H6V10H7ZM15 8H17L16 6H15ZM23 8V7H22ZM24 8H27L26 6H24ZM34 8V7H33ZM39 8H41V7H39ZM38 8V9H39ZM172 8V7H171ZM175 8H177V7H175ZM14 9V8H13ZM35 9H36V7H35ZM38 9H36V10H38ZM41 9V10H42ZM178 9V8H177ZM186 9V8H185ZM17 10V9H16ZM23 10V9H22ZM21 10V11H22ZM24 10H26V9H24ZM27 10H29L28 8H27ZM187 10V9H186ZM0 11H2V9L0 10ZM20 11V10H19ZM95 11V12H96ZM208 11H210L209 13H207ZM16 12V11H15ZM41 12V13H40ZM174 12V11H173ZM181 12V11H180ZM193 12H191V14H193ZM206 13L209 17H211V18H213L214 20V23H216V24H208V26H206V25H204L203 23H202V19H203V13ZM2 13V12H1ZM21 13V12H20ZM182 13V12H181ZM186 13V12H185ZM189 14H190V12H188ZM3 14H5V13H3ZM25 14V13H24ZM30 14V13H29ZM29 14L27 15L28 16V18H29ZM34 14V13H33ZM97 14V13H96ZM190 14V15H191ZM1 15V14H0ZM15 15V14H14ZM99 15H97V16H95L96 17V20H97V17L99 16ZM205 15V14H204ZM206 15V16H207ZM9 16V15H8ZM24 16V15H23ZM35 16V14L32 16V17H34ZM42 16V15H41ZM40 16V17H41ZM172 16V17H171ZM187 16H184V17H187ZM205 16V17H206ZM20 17V16H19ZM32 17L30 18V19H32ZM36 17H34V20H36ZM39 17V18H40ZM89 17V18H88ZM178 17H179V15L177 16V19H178ZM23 18V17H22ZM27 17H26V20H29L28 22H29V24H30V19H28ZM99 18V17H98ZM99 18V19H100ZM115 18H117L116 16H115ZM176 18V17H175ZM180 18V17H179ZM42 19V20H41ZM101 19V20H102ZM183 19V18H182ZM192 19V20H191ZM193 19H196V20H193ZM5 20H7V19H5ZM12 20V19H11ZM10 20V21H11ZM23 20V19H22ZM37 20H38V17H37ZM37 20H36V24L34 23L33 24V22H35V21H33L32 20V24L33 25H36V27L37 28H41L40 27V25H41V23H42V21H43V17H41L39 20H41V22H40V25H39V27H38V23H37ZM38 20V21H39ZM91 20V19H90ZM101 20H100V22H101ZM116 20H118V18L116 19ZM173 20V21H172ZM175 20V21H174ZM180 20V19H179ZM207 20V19H206ZM1 21V20H0ZM3 21V20H2ZM18 21V20H17ZM58 21V22H57ZM111 21H114V22H111ZM223 21L225 22V25L223 26ZM6 22V21H5ZM9 22V21H8ZM43 22H45V19H44V21ZM45 22V23H46ZM92 22V21H91ZM96 22V21H95ZM99 22V21H98ZM103 22V21H102ZM11 23V22H10ZM47 23H46V26L48 27V25H47ZM88 23H90V21L88 22ZM228 23H230V25L227 27V25H228ZM5 24V23H4ZM9 24V23H8ZM12 24V23H11ZM23 24V23H22ZM32 24H30V25H32ZM43 24V23H42ZM50 24V23H49ZM88 25V27H87V25ZM92 24H93V26L95 25L96 26V24H94V20H93V22H92ZM227 24V25H226ZM10 25V24H9ZM20 25V24H19ZM61 25V26H62ZM64 25V26H65ZM117 25V24H116ZM134 25V24H133ZM3 26V25H2ZM16 26V25H15ZM14 26V27H15ZM18 26V25H17ZM23 26H24V24H23ZM46 26L45 27H43V25H42V28H46ZM59 26H60V24H59ZM87 28H86V27ZM92 25H91V23H90V27H91ZM12 27V26H11ZM11 27H10V29H11ZM20 27V26H19ZM31 27V26H30ZM34 27V26H33ZM32 27V28H33ZM50 27V26H49ZM51 27H53L52 25H51ZM58 27V26H57ZM83 27L84 28H86L85 30L83 29ZM99 27V26H98ZM137 27V26H136ZM25 28V27H24ZM66 28H67V26H66ZM92 28V27H91ZM97 28V27H96ZM103 29H104V27H102ZM105 28H106V26H105ZM108 28V27H107ZM109 28H110V26H109ZM123 28V27H122ZM121 28V29H122ZM135 28V27H134ZM1 29V28H0ZM4 29V27L1 29V30H3ZM9 29V30H10ZM29 29V28H28ZM39 29H37V31L39 30ZM50 29V28H49ZM68 29H70V28H68ZM93 29V28H92ZM101 28L99 27V30H100ZM140 29V28H139ZM144 29V28H143ZM158 29V28H157ZM5 30H7V29H5ZM31 29H29V31H30ZM34 30H35V28H34ZM45 30V29H44ZM58 30H60V29H57V34H58ZM73 30H71L70 29V31H73ZM105 30V29H104ZM108 31H109V29H107ZM128 30V29H127ZM145 30V29H144ZM239 30H244L245 31V37L243 38V39H235L234 38V40L232 41V37H230V34H231V36L233 35V33L235 32H237V31H239ZM13 31V30H12ZM25 31V30H24ZM36 31V30H35ZM40 31H42V30H39V32ZM47 31V30H46ZM50 31H52L51 29H50ZM56 31V30H55ZM63 31V30H62ZM66 31V30H65ZM76 31H75V35H76ZM101 31V30H100ZM100 31L98 32V35H100L101 33H100ZM113 31H114V29H113ZM155 31V30H154ZM153 31V32H154ZM9 31H7V34H9V33H11V32H9ZM15 32V31H14ZM17 32V31H16ZM34 32V31H33ZM39 32H37V34L39 33ZM61 32V31H60ZM91 32H90V35H91ZM102 32V31H101ZM105 32V34H106V32L107 31H104ZM104 32H102V34L104 33ZM6 33V32H5ZM27 33H28V31H27ZM31 33V32H30ZM43 33V32H42ZM96 33H97V30H96ZM100 33V34H99ZM146 33V32H145ZM152 33V32H151ZM155 33V32H154ZM235 33H234V36L233 37H235ZM243 33V32H242ZM2 34V33H1ZM14 34V33H13ZM18 34V33H17ZM35 34V33H34ZM46 34H47V32H46ZM48 34H52L51 32L49 33V30H48ZM47 34V35H48ZM54 34V33H53ZM52 34V35H53ZM57 34H54V36L55 35H57ZM60 34H62V33H59V35ZM72 34H74V33H72ZM78 34V35H79ZM95 33H93V35H94ZM115 34V33H114ZM150 34V33H149ZM153 34V33H152ZM238 34V33H237ZM6 35V34H5ZM29 35H31V34H29ZM32 35H33V33H32ZM42 35H44V34H42ZM58 35V36H59ZM88 35V34H87ZM92 35V36H93ZM119 35V34H118ZM146 36H147V34H145ZM9 36H10V34H9ZM12 36V35H11ZM14 36V35H13ZM48 36H51V35H48ZM48 36H47V38H48ZM73 37H74V35H72ZM86 36V35H85ZM84 35H83V38L85 37ZM89 36V35H88ZM87 36V37H88ZM94 36H97V35H94ZM136 36V35H135ZM141 36V35H140ZM238 36H239V34H238ZM16 37V36H15ZM14 37V38H15ZM26 37V36H25ZM44 37V36H43ZM53 37V36H52ZM59 37H61V35L59 36ZM79 37V36H78ZM86 37V38H87ZM113 37V36H112ZM229 37H230V42L229 43H232V48H229L228 46H230V45H228L227 47L229 48H225V45H224V43H225V41H229L228 39H229ZM4 38V37H3ZM19 38V37H18ZM30 38V37H29ZM54 38V37H53ZM75 38L77 39V36H75ZM86 38H84V39H86ZM89 38H91V37H89ZM88 38V39H89ZM131 38V37H130ZM130 38H128V39H130ZM240 38V37H239ZM7 39V38H6ZM26 39H28V38H26ZM45 39V38H44ZM50 39H51V37H50ZM61 39V38H60ZM69 39V38H68ZM73 39V38H72ZM93 39V38H92ZM98 39V38H97ZM8 40V39H7ZM10 40V39H9ZM23 40H25V39H23ZM30 41H31V39H29ZM48 40V39H47ZM46 40V41H47ZM52 40V39H51ZM80 40V42H81V40L82 39H79ZM126 40V39H125ZM136 40V39H135ZM6 41V40H5ZM21 41V40H20ZM36 41V40H35ZM65 41V40H64ZM86 41H87V39H86ZM90 41V40H89ZM95 41V40H94ZM111 41V40H110ZM131 41V40H130ZM232 41V42H231ZM0 42H1V40H0ZM51 42H53V41H51ZM59 42V41H58ZM82 42H83V40H82ZM88 42V41H87ZM2 43V42H1ZM17 43V42H16ZM84 43H85V40H84ZM105 43V42H104ZM122 43V42H121ZM120 43V44H121ZM6 44V43H5ZM13 44H15V43H12V45ZM31 44V43H30ZM63 44V43H62ZM134 44V43H133ZM137 44V43H136ZM226 44V43H225ZM4 45V44H3ZM2 45V46H3ZM11 45V46H12ZM19 45V44H18ZM32 45V44H31ZM55 45V44H54ZM72 45V44H71ZM85 45V44H84ZM126 45V44H125ZM227 45V44H226ZM1 46V47H2ZM7 46V45H6ZM20 46V45H19ZM47 46V45H46ZM133 46V45H132ZM136 46V45H135ZM224 46V47H223ZM17 47V46H16ZM22 47V46H21ZM23 47H24V45H23ZM35 47V46H34ZM38 47V46H37ZM74 47V46H73ZM17 48H19V47H17ZM42 48V47H41ZM107 48V47H106ZM124 48V47H123ZM3 49V48H2ZM5 49V51H6V48H4ZM26 49V48H25ZM39 49V48H38ZM44 49V48H43ZM49 49V48H48ZM69 49V48H68ZM82 49V48H81ZM80 49V50H81ZM114 49V48H113ZM133 49V48H132ZM132 49H131V51H132ZM135 49V48H134ZM10 50H12V49H10ZM15 50V49H14ZM17 50V49H16ZM20 50H21V48H20ZM20 50L18 51V52H20ZM34 50V49H33ZM40 50V49H39ZM71 50H72V48H71ZM71 50H68V52L70 51L71 52ZM73 50H74V48H73ZM75 50H76V48H75ZM80 50H78V51H80ZM106 50V49H105ZM114 50H116V48L114 49ZM121 50V49H120ZM7 51H8V49H7ZM32 51V50H31ZM46 51V50H45ZM61 51H64V50H61ZM60 51V52H61ZM88 51H90V50H88ZM94 51H98V49H95ZM100 51V50H99ZM8 52H10V51H8ZM15 52V51H14ZM13 52V53H14ZM50 52V51H49ZM53 52V51H52ZM60 52H59V54L58 55H60ZM66 52V51H65ZM67 52V53H68ZM84 52V51H83ZM82 52V53H83ZM90 52H93V51H90ZM90 52H88V53H90ZM123 52V51H122ZM231 52H233L232 54L233 55H235L236 54V59L235 60H233V61H230V60H227L226 59V57L225 56H227V54H231ZM11 53V52H10ZM10 53H7V55L8 54H10ZM29 53V52H28ZM35 53V52H34ZM33 53V54H34ZM37 53V52H36ZM45 53V52H44ZM66 53V54H67ZM73 53V52H72ZM71 53V54H72ZM94 53V52H93ZM92 53V54H93ZM98 52H96V54H97ZM118 53V52H117ZM4 54H6V53H4ZM30 54V53H29ZM48 54V53H47ZM71 54H70V56H68V59L71 57ZM85 55H86V53H84ZM106 54V53H105ZM109 54V53H108ZM111 54H112V52H111ZM10 55H12V54H10ZM15 55V54H14ZM13 55V56H14ZM21 55V54H20ZM23 55V54H22ZM42 55V54H41ZM49 55V54H48ZM63 55V54H62ZM75 55H79V54H73L72 56H74L75 57ZM80 55H81V53H80ZM83 55V54H82ZM81 55V56H82ZM88 55V54H87ZM93 55H95V53L93 54ZM92 55V56H93ZM101 55V54H100ZM112 55H114V54H112ZM65 55H63V57H64ZM84 56V55H83ZM83 56L81 57V58H83ZM111 56V55H110ZM120 56V55H119ZM215 57V56H219V58L221 59V61H220V59L218 60V62H215V60H213V61H211V60H209V57ZM6 57V56H5ZM21 57V56H20ZM24 57V56H23ZM29 57H33V56H29ZM46 57H48L47 55H46ZM55 57V56H54ZM57 57V56H56ZM63 57H61V58H63ZM67 57V56H66ZM74 57H71V59L74 61ZM79 56H77L76 58H78ZM89 57V56H88ZM95 57V56H94ZM93 57V58H94ZM99 57V56H98ZM98 57H97V59H98ZM102 57V56H101ZM117 57H118V55H117ZM116 57V58H117ZM225 57V58H224ZM232 57V56H231ZM230 57V58H231ZM1 58V57H0ZM30 58V59H31ZM44 58V57H43ZM51 58V57H50ZM60 57H59V60L58 61H60L61 62V60H63V59H61ZM65 58V57H64ZM106 58V57H105ZM15 59V58H14ZM58 59V58H57ZM65 59H67V58H65ZM70 59V61H72ZM84 59H85V57H84ZM100 59V58H99ZM102 59H103V57H102ZM108 59V58H107ZM118 59V58H117ZM5 60V59H4ZM4 60H2V62H4V64H5V61ZM8 60V59H7ZM21 59H19V61H20ZM25 60H28V59H25ZM46 60V59H45ZM47 60H48V58H47ZM75 60H77V59H75ZM16 61H18V59H16ZM15 61V62H16ZM54 62H56L57 63V61H55V60H53ZM64 61H66V60H64ZM69 61V60H68ZM85 61H86V59H85ZM92 61H93V59H92ZM91 61V62H92ZM97 61V60H96ZM217 61V60H216ZM1 62V63H2ZM9 62V61H8ZM20 62H22V60L20 61ZM24 62V61H23ZM28 62V61H27ZM31 62V61H30ZM37 62V64H38V61H36ZM40 63H41V61H39ZM51 62V61H50ZM59 62V63H60ZM75 62V61H74ZM77 62V61H76ZM94 62V61H93ZM0 63V64H1ZM32 63H33V61H32ZM32 63H31V65H32ZM39 63V64H40ZM64 63V62H63ZM71 63V62H70ZM69 63V64H70ZM81 63V62H80ZM85 63V62H84ZM97 63H98V61H97ZM100 63V62H99ZM102 63H105V60H104V62H102ZM110 63H113V62H110ZM20 64V63H19ZM23 64V63H22ZM29 65H30V63H28ZM27 64V65H28ZM33 64H35V63H33ZM49 64V63H48ZM48 64H46V65H48ZM53 64V63H52ZM65 64V63H64ZM82 64H83V61H82ZM86 64H87V62H86ZM95 64V63H94ZM2 66H3V64H1ZM16 65V64H15ZM28 65V66H29ZM30 65V66H31ZM41 65V64H40ZM43 65V64H42ZM41 65V66H42ZM50 65V64H49ZM63 65V64H62ZM66 65H68V64H66ZM79 65V64H78ZM1 66V67H2ZM8 66V65H7ZM16 66H18V65H16ZM38 66V65H37ZM36 66V67H37ZM54 66H56L55 64H54ZM54 66H52V67H54ZM57 66H59L58 65V63H57ZM75 66H77V63H76V65ZM81 66H83V65H81ZM86 66V65H85ZM88 66H90V65H88ZM92 66V65H91ZM96 66H98L97 64H96ZM96 66H94V67H96ZM100 66V65H99ZM4 67V66H3ZM6 67V66H5ZM10 67H11V65H10ZM24 67H27V66H24ZM32 67H35V65L34 66H32ZM48 67H50V66H48ZM93 67V66H92ZM106 67V66H105ZM108 67V68H109ZM7 68V67H6ZM9 68V67H8ZM7 68V69H8ZM13 68V67H12ZM45 68V67H44ZM59 68V67H58ZM99 68V67H98ZM1 69H4V68H1ZM53 69H56V68H53ZM76 70H77V68H75ZM90 69H92V68H90ZM95 70L97 69V68H94ZM93 69V70H94ZM6 70V69H5ZM8 70H11V68L10 69H8ZM49 70V69H48ZM57 70V69H56ZM56 70H55V72H56ZM87 70H89V69H87ZM93 70H92V74H93ZM99 70H100V68H99ZM99 70H96L97 71V76L99 75V76H102L100 73H102V72H100ZM12 71V70H11ZM10 71V72H11ZM17 71V70H16ZM19 71H22V70H20V65H19ZM27 71H29V72H31L32 73V71H33V69H32V71L31 70H27ZM42 71H44V70H42ZM53 71V70H52ZM64 71V70H63ZM66 71V70H65ZM73 71V70H72ZM78 71H80L79 70V68H78ZM89 71H91V70H89ZM98 71L100 72L99 74H98ZM9 72V71H8ZM18 72V71H17ZM26 72V71H25ZM36 72H37V69H36ZM39 72V71H38ZM59 72V71H58ZM77 72V71H76ZM1 73V72H0ZM20 73V72H19ZM23 73V72H22ZM30 73V74H31ZM40 73H42V72H40ZM46 73V72H45ZM47 73H48V71H47ZM50 73V72H49ZM48 73V74H49ZM57 73V72H56ZM61 73V72H60ZM88 73H90L91 74V72H88ZM2 74V73H1ZM36 74V73H35ZM52 74V73H51ZM78 74V73H77ZM80 75H82L81 74V72L79 73ZM21 75V74H20ZM25 75V74H24ZM27 75V74H26ZM34 75V74H33ZM43 75V74H42ZM46 75V74H45ZM94 75H95V72H94ZM93 75V76H94ZM14 76V75H13ZM30 76H32V75H30ZM38 76V75H37ZM49 76V75H48ZM74 76V75H73ZM9 77V76H8ZM8 77H4V79H7L8 80ZM15 77V76H14ZM52 77V76H51ZM56 77V76H55ZM60 77V76H59ZM59 77H57V78H59ZM68 77V76H67ZM84 77V76H83ZM82 77V78H83ZM88 77H89V74H87V77H84L86 80H87V82L89 81L90 82V79H88ZM91 77V76H90ZM89 77V78H90ZM109 77H108V79H109ZM111 77H110V79L109 80H112L111 79ZM191 77H193L194 79V81L192 82V83H190V81H189V79H192ZM3 78V77H2ZM22 78V77H21ZM30 79H31V77H29ZM34 78V77H33ZM37 78V77H36ZM39 78H40V76H39ZM75 78V77H74ZM83 78V80H85ZM94 78H96V77H94ZM97 78H99V77H97ZM101 78H103V77H101ZM101 78H99V80L101 79ZM25 79V78H24ZM30 79H28V80H30ZM41 79V78H40ZM39 79V80H40ZM46 79H47V77H46ZM62 79V78H61ZM60 79V80H61ZM70 79H71V77H70ZM76 79V78H75ZM21 80V79H20ZM59 80V79H58ZM63 80H65L64 78H63ZM85 80V81H86ZM95 80V82H94V84L92 83L93 81ZM92 79L91 80V83L90 84H93V85H95V83H96V80L97 79ZM103 80H104V78H103ZM107 80V79H106ZM108 80V81H109ZM4 81V80H3ZM2 81V82H3ZM13 81V80H12ZM27 81V80H26ZM31 81V80H30ZM38 81V80H37ZM46 81V80H45ZM45 81H43V82H45ZM55 81V80H54ZM53 81V82H54ZM71 81V80H70ZM69 81V82H70ZM79 81V80H78ZM102 81V80H101ZM18 82H19V80H18ZM22 82H25V81H22ZM29 82V81H28ZM33 82V83H32ZM36 82V81H35ZM34 81H31V83L32 84H34L35 83ZM41 82V81H40ZM47 82L49 83L50 81H48V79H47ZM52 82V81H51ZM52 82V85L54 84ZM72 82V81H71ZM87 82L85 83V85L87 84ZM97 82H98V80H97ZM113 82L111 81V83L113 84ZM1 83V82H0ZM11 83H13V82H11ZM10 83V84H11ZM26 83V82H25ZM38 83V82H37ZM37 83H35V85L37 84ZM47 83V84H48ZM56 83H58V82H56ZM62 83V82H61ZM82 83V82H81ZM84 83H82V84H84ZM98 83H100V82H98ZM102 83V82H101ZM100 83V87L102 86L103 87V85L104 84H101ZM107 83V82H106ZM109 83H110V81L108 82V85H109ZM110 83V84H111ZM16 84V83H15ZM30 84V83H29ZM31 84V85H32ZM51 84V83H50ZM63 84V83H62ZM68 84V83H67ZM89 84V83H88ZM97 84V83H96ZM166 84V87L165 88H167V89H165V90H162V89H159V88H161V87H163V85H165ZM2 85V84H1ZM8 85H9V83H8ZM17 85V84H16ZM31 85H28V83H27V86H31ZM34 85V86H35ZM40 85H42V83L40 84ZM40 85H38V86H40ZM56 85H58V84H56ZM64 85V84H63ZM20 86V85H19ZM22 86V85H21ZM34 86H31V88L33 87L34 88ZM60 86V85H59ZM65 86H66V84H65ZM64 86V87H65ZM83 86V85H82ZM91 86V85H90ZM96 86V85H95ZM5 87V86H4ZM11 87H13V86H11ZM46 87V86H45ZM44 87V88H45ZM63 87V86H62ZM71 87V86H70ZM75 87V86H74ZM100 87H99V90H100ZM106 87V86H105ZM109 87V86H108ZM158 89H157V88ZM18 89V87H15L14 89H12V90H15V89ZM30 88V87H29ZM38 87L36 86V89L34 90V91H36V90H38L37 89ZM47 88H49V87H46V89ZM68 88V87H67ZM89 88H91V87H89ZM93 88H95V87H92V89ZM113 88V87H112ZM153 88L155 89V90H158V91H156V92H153V93H155V95L154 94H151L150 92H152V90H153ZM41 89V88H40ZM39 89V90H40ZM52 89V88H51ZM53 89H55V88H53ZM56 89H60L59 87L58 88H56ZM55 89V91H59V90H56ZM70 88H68V91H67V93L66 92H64L63 94H67V95H71L72 93H69V91L71 92V89L69 90ZM84 89V88H83ZM150 89H152V90H150ZM181 89H184L185 91H182L183 93L185 92V94H187V98H186V95L185 94H179V93H181ZM19 90H21V89H19ZM19 90H18V92H19ZM24 90V89H23ZM33 89H31V92H33L32 91ZM45 90V89H44ZM64 90V91H65ZM87 90V89H86ZM85 90V91H86ZM96 90H97V87H96ZM150 90V91H149ZM180 90V91H179ZM11 91V90H10ZM26 91H29V90H26ZM53 91V90H52ZM60 91H61V89H60ZM92 92L93 91H95V90H91ZM90 91V92H91ZM16 92H17V90H16ZM17 92V93H18ZM24 92H25V90H24ZM42 92V91H41ZM46 92V91H45ZM47 92H50V91H47ZM46 92V93H47ZM56 92V93H57ZM76 92V91H75ZM78 92V91H77ZM87 92H89L88 90H87ZM97 92V91H96ZM3 93V92H2ZM1 93V94H2ZM29 93V92H28ZM55 93V94H56ZM61 92H59V93H57V97H56V100H58V94L60 95L59 96V100L60 99H64V101L69 105V107H70V105H72V106H76V105H73L74 103L76 104V102H72L73 100L71 99V98H73L74 100L76 99L77 100V98L78 97H76L75 95H73L72 94V96L73 97H69V96H66V94H65V96L64 95H62V93L60 94ZM69 93V94H68ZM74 93V92H73ZM7 94V93H6ZM9 94V93H8ZM30 94V93H29ZM28 94V95H29ZM31 94H33V93H31ZM38 94H40V92H38ZM45 94V93H44ZM43 94V95H44ZM49 94H51V93H49ZM54 94V93H53ZM78 94V93H77ZM82 94H84V92L82 93ZM96 94V93H95ZM12 95V94H11ZM15 95V94H14ZM13 95V96H14ZM21 95H23L22 94V92H21ZM20 94H18V97L19 96H21ZM37 95V94H36ZM42 95V94H41ZM86 95H87V93H86ZM180 95H184L185 96V98L187 99L186 101H183V100H181V99H184L185 100V98H183V96H181L180 97ZM16 96V95H15ZM24 96V95H23ZM27 96V95H26ZM29 96H31V95H29ZM38 96V95H37ZM45 97H46V95H44ZM49 96V95H48ZM55 96V95H54ZM53 96V97H54ZM62 96V97H61ZM75 96V97H74ZM80 96V95H79ZM85 96V95H84ZM83 96V97H84ZM95 97H96V95H94ZM4 97V96H3ZM8 97V96H7ZM11 97V96H10ZM32 98H35V97H33V96H31ZM40 97H42V96H40L39 95V98ZM49 97H51V96H49ZM67 97H69V98H67ZM88 97V96H87ZM92 97V96H91ZM4 98H6V97H4ZM13 98V97H12ZM20 98H22L23 99V97L21 96ZM24 98H26V97H24ZM27 98H29L28 96H27ZM26 98V99H27ZM31 98V99H32ZM37 98V97H36ZM48 98V97H47ZM82 98V97H81ZM89 98V97H88ZM98 98V97H97ZM9 99H11V98H9ZM38 99V98H37ZM50 99H52V98H50ZM62 99V100H63ZM72 100V101H70V100ZM91 99V98H90ZM93 99H94V97H93ZM29 101H30V99H28ZM46 100V99H45ZM55 100V99H54ZM82 100L84 101V99L82 98ZM100 101V99H97V101ZM2 101V100H1ZM7 101V100H6ZM17 101H19V100H17ZM17 101H16V103H17ZM33 101V100H32ZM43 101V100H42ZM42 101H38L40 104L41 103H43ZM89 101V100H88ZM93 102H95V104L97 103V101H94V100H92ZM98 101V105L100 104V102ZM20 102H21V99H20ZM25 102V101H24ZM34 102V101H33ZM36 102V101H35ZM52 102H54V101H52ZM55 102H57L56 104H58L59 105V103H58V101H55ZM59 102H62L61 100L59 101ZM78 102H79V99H78ZM77 102V103H78ZM85 102V101H84ZM92 102V104H94ZM13 103V102H12ZM45 103H46V101H45ZM80 104H81V102H79ZM8 104V103H7ZM11 104V103H10ZM18 104V106H19V103H17ZM21 104V103H20ZM27 104H28V102H27ZM38 104V103H37ZM44 104V103H43ZM49 104V103H48ZM51 104V103H50ZM62 104H64L65 105V103H63L62 102ZM79 104V105H80ZM88 104V106H89V103H87V101H86V104L84 103L83 105H87ZM91 104V103H90ZM94 104V105H95ZM14 105H16V104H14ZM13 104H12V106H14ZM25 105V104H24ZM42 105V104H41ZM45 105V104H44ZM53 105H54V103H53ZM57 105V108L61 105V103H60V105L58 106ZM103 105V104H102ZM111 105V106H110ZM166 105V106H167ZM178 106V107H175V106ZM9 106V105H8ZM17 106V105H16ZM38 106V105H37ZM71 106V107H72ZM96 106H97V104H96ZM95 106V107H96ZM169 106V105H168ZM2 107V106H1ZM5 107H6V105H5ZM23 107V106H22ZM30 107V106H29ZM33 107V106H32ZM39 107V106H38ZM41 107V106H40ZM39 107V108H40ZM45 107V106H44ZM54 107V106H53ZM56 107V106H55ZM94 107V106H93ZM99 107H100V105H99ZM111 107V108H112ZM144 107H142L143 109H144ZM10 108V107H9ZM13 108V107H12ZM46 108V107H45ZM44 108V109H45ZM48 108V107H47ZM64 108V107H63ZM75 108H77V107H75ZM89 108H90V106H89ZM91 108H92V106H91ZM97 108V107H96ZM103 108H106L105 106L103 107ZM111 108H109L107 111H109ZM171 108V109H172ZM6 109V108H5ZM17 109H18V107H17ZM17 109H15V110H17ZM20 109V108H19ZM27 109H29V108H27ZM33 109V108H32ZM36 109V108H35ZM56 109V108H55ZM59 109H60V107H59ZM68 109L69 108H67V110L66 111H68ZM80 109V108H79ZM82 109V108H81ZM98 109V108H97ZM100 109V108H99ZM136 109V108H135ZM145 109H146V107H145ZM150 109H148V110H150ZM167 109V108H166ZM3 110H4V108H3ZM10 110H13V109H10ZM31 110V109H30ZM48 110H52L50 107H49V109ZM58 110V109H57ZM60 110H62V108L60 109ZM84 110V109H83ZM86 110V109H85ZM90 110V109H89ZM94 110V112H95V108L93 109ZM92 110V111H93ZM138 110V109H137ZM2 111V110H1ZM14 111V110H13ZM12 111V112H13ZM19 111V110H18ZM38 111H40V109L38 110ZM45 111V110H44ZM64 111V110H63ZM75 111H77L78 113H79V111H81V110H75ZM101 111V110H100ZM99 111V112H100ZM105 111H106V109H105ZM111 111V110H110ZM112 111H113V113L114 112H116V111H114L113 109H112ZM128 111H130V113L128 114ZM136 111V110H135ZM134 111V112H135ZM139 111V110H138ZM141 111H142V109H141ZM157 111H158V113H157ZM161 111H162V109H161ZM170 111V110H169ZM168 111V112H169ZM3 112V111H2ZM7 112V111H6ZM11 112V113H12ZM17 112V111H16ZM24 112V111H23ZM46 112H47V110H46ZM51 112V111H50ZM54 112V111H53ZM71 112H72V110H71ZM91 112V111H90ZM97 112V111H96ZM145 113L147 112V109H146V111H144ZM149 112V111H148ZM162 112H164V111H162ZM173 112V111H172ZM9 113H10V111H9ZM52 113V112H51ZM55 113H56V110H55ZM62 113V112H61ZM70 113V112H69ZM69 113H67V115L69 114ZM84 113H85V111H84ZM83 113V114H84ZM106 113V112H105ZM140 114H141V112H139ZM149 113H151L152 114V111L151 112H149ZM164 113H166V112H164ZM19 114V113H18ZM39 114V113H38ZM37 114V115H38ZM46 114L47 113H45V116H46ZM49 114V113H48ZM54 114V113H53ZM53 114H50V115H53ZM60 114V113H59ZM70 114H72V113H70ZM69 114V115H70ZM82 114V113H81ZM86 114H88V113H86ZM98 114V113H97ZM100 114H101V112H100ZM133 114V113H132ZM131 114V115H132ZM151 114H148V116L147 117H149V116H151V118H149V119H153L154 120V118H153V114L151 115ZM160 114H162L161 112H160ZM179 114V113H178ZM3 115H6V114H3ZM2 115V116H3ZM16 115V114H15ZM42 115V114H41ZM41 115H39V116H41ZM44 115V114H43ZM56 115H57V113H56ZM61 115V114H60ZM75 115V114H74ZM85 115V114H84ZM92 115V114H91ZM90 115V116H91ZM101 115H103V114H101ZM105 115V114H104ZM114 115H115V113H114ZM126 115V116H127ZM137 115V114H136ZM163 115V114H162ZM165 115V114H164ZM180 115V114H179ZM14 115L12 114V117H13ZM55 116V115H54ZM65 116H66V114H65ZM77 116V115H76ZM83 116V115H82ZM82 116H80V117H82ZM88 117H89V115H87ZM94 116V115H93ZM112 116V115H111ZM116 116V115H115ZM126 116H124L125 117V119H126ZM158 116V115H157ZM168 116V115H167ZM1 117V116H0ZM8 117V116H7ZM20 117V116H19ZM47 117V116H46ZM45 117V118H46ZM57 118H58V116H56ZM60 117H62V116H60ZM64 117V116H63ZM80 117H77V119L78 118H80ZM99 117V115H97V118ZM106 117V116H105ZM114 117V116H113ZM116 117V118H117ZM132 117V116H131ZM131 117L129 118V117H127V118H129L128 120L130 121V119H131ZM135 117V116H134ZM147 117H146V119H147ZM173 117V116H172ZM171 117V118H172ZM181 117V116H180ZM44 118V117H43ZM52 118H53V116H52ZM71 118V117H70ZM73 118V117H72ZM83 118V117H82ZM92 118V117H91ZM95 118V117H94ZM103 117H101V119H102ZM133 118V117H132ZM167 118V117H166ZM4 119L6 120V116L4 117ZM4 119H2L1 121L3 122V120ZM18 119V118H17ZM16 119V120H17ZM23 119H25V118H23ZM39 119V118H38ZM48 119V118H47ZM60 119H62V118H60ZM59 119V120H60ZM85 119V118H84ZM90 119V118H89ZM96 119V118H95ZM101 119H99L100 121H101ZM118 119V118H117ZM122 119V118H121ZM145 119V120H146ZM149 119H147L146 121L148 122V120ZM156 119H158V120H156ZM169 119V118H168ZM173 119V118H172ZM177 119H179V118H177ZM4 120V121H5ZM12 120V119H11ZM53 119H51V121H52ZM55 120H56V118H55ZM62 120H64V119H62ZM74 120V119H73ZM72 120V121H73ZM88 120V119H87ZM92 120V119H91ZM97 120V119H96ZM99 120H98V123L97 124H99ZM104 120V119H103ZM105 120H107V122L109 121V119H106L105 118ZM104 120V122H106ZM110 120H112L111 119V117H110ZM134 120V119H133ZM133 120H131V121H133ZM137 120V119H136ZM7 121H8V118H7ZM19 121H20V119H19ZM24 121V120H23ZM40 121V120H39ZM39 121H38V123H39ZM48 121H50V120H48ZM51 121H50V123H51ZM65 121V120H64ZM70 121H71V119H70ZM126 121H127V119H126ZM125 121V122H126ZM135 121V120H134ZM167 121V120H166ZM165 121V122H166ZM6 122V121H5ZM42 122V121H41ZM46 122V121H45ZM53 122V121H52ZM86 122L87 121H85V123H83V124H86ZM88 122H89V120H88ZM97 122V121H96ZM104 122L102 123L103 125H104ZM106 122V123H107ZM112 122V121H111ZM110 122V123H111ZM117 122H119V121H117ZM123 122H124V120H123ZM170 122H172V121H170ZM8 123V122H7ZM35 123H37V122H35ZM38 123H37V125H38ZM44 123V122H43ZM55 123V122H54ZM71 125H72V122H69ZM74 123V122H73ZM75 123H78V121H76ZM74 123V124H75ZM82 123V122H81ZM113 123V122H112ZM111 123V124H112ZM122 123V122H121ZM127 123H129L128 124V126H129V128H130V124H131V127L133 126V124H134V122L132 123H130V122H127ZM126 123V124H127ZM138 123V122H137ZM149 123V124H150ZM21 124V123H20ZM29 124V123H28ZM41 124V123H40ZM39 124V125H40ZM57 124V123H56ZM62 125H63V123H61ZM66 124V123H65ZM96 124V125H97ZM109 124V123H108ZM106 125V126H108V128H110L111 126H113V125H111V126H109V125ZM115 124V123H114ZM120 124V123H119ZM135 124H136V121H135ZM135 124H134V127H135ZM159 124V125H158ZM0 125H2L1 124V122H0ZM51 125H53V124H51ZM59 125V124H58ZM80 125V124H79ZM95 125V124H94ZM137 125V124H136ZM22 126H23V123H22ZM43 126V125H42ZM49 126V125H48ZM56 126V125H55ZM59 126H61V125H59ZM74 126V125H73ZM85 126V125H84ZM87 126V125H86ZM88 126H91V123H90V125H88ZM101 126V125H100ZM105 126V127H106ZM115 126V125H114ZM116 126H118V125H116ZM124 126V125H123ZM123 126H121L120 127V125L118 126V127H120V129L123 127ZM128 126H125V127H128ZM138 126H139V123H138ZM147 126H148V129H147ZM17 127V126H16ZM28 127V126H27ZM38 127V126H37ZM46 127V126H45ZM62 127V126H61ZM78 127V126H77ZM77 127L75 128V131H77L78 129H77ZM82 128H83V125L81 126ZM93 127H97V126H93ZM104 127V126H103ZM144 127V128H145ZM10 128H11V126H10ZM15 128V127H14ZM18 128V127H17ZM22 128V127H21ZM40 128V127H39ZM82 128H80V129H82ZM85 128H88V127H85ZM92 128V127H91ZM107 128V127H106ZM106 128H104L105 129V131L106 130H112V128H110V129H106ZM115 128V127H114ZM113 128V129H114ZM124 128V127H123ZM129 128H126L127 130L129 129ZM136 128V127H135ZM140 128H142V127H140ZM47 129V128H46ZM57 129V128H56ZM60 129V128H59ZM59 129H57V130H59ZM62 129V128H61ZM88 129H90V128H88ZM94 129V128H93ZM96 129V131L94 130V131H92V132H90V134L92 135V133L93 132H99L100 130V128L98 129V128H95ZM103 129V128H102ZM116 129H117V127H116ZM125 129V130H126ZM26 130V129H25ZM39 130V129H38ZM56 130V131H57ZM84 130H86V129H84ZM92 130V129H91ZM99 130V131H98ZM123 130V129H122ZM132 130H134L133 129V127H132ZM135 130H139V127H137V129H135ZM145 130V129H144ZM145 130V131H146ZM34 131V130H33ZM66 131V130H65ZM83 131V130H82ZM81 131V134H83L84 132H82ZM86 131H89V130H86ZM105 131H103L104 133H105ZM113 131V130H112ZM128 131H130V130H128ZM145 131H141V129H140V131H139V134L138 135H140L139 137H141V135H143L144 133L143 132H145ZM151 131V132H150ZM18 131H16V133H17ZM39 132V131H38ZM71 132V131H70ZM115 132H117V131H115ZM134 132V131H133ZM135 132H137L138 133V131H135ZM13 133V132H12ZM14 133H15V131H14ZM79 133V132H78ZM86 133V132H85ZM103 133V134H104ZM108 134H109V132H107ZM106 133V134H107ZM111 133V132H110ZM118 133V132H117ZM132 133V132H131ZM141 133V134H140ZM147 133V132H146ZM2 133H0V135H1ZM7 134V133H6ZM26 134V133H25ZM45 134V133H44ZM68 134V133H67ZM76 134V133H75ZM87 134H88V132H87ZM99 134H100V137L98 136V134H94L95 136H97V137H99V138H107V136L106 137H104L105 136V134L103 135V136H101V132H99ZM113 134H115V133H111V135H113ZM123 134H124V132H123ZM130 135V132H126L125 133V135L124 136H127V135ZM136 134V133H135ZM5 135V134H4ZM17 135H19V133L17 134ZM21 135V134H20ZM69 135V134H68ZM90 135V136H91ZM94 135H93V137H94ZM116 135V134H115ZM118 135V134H117ZM116 135V136H117ZM121 135V134H120ZM119 135V136H120ZM26 136V135H25ZM35 136V135H34ZM37 136H38V134H37ZM36 136V137H37ZM44 136H46V134L44 135ZM43 136V137H44ZM48 136V135H47ZM46 136V139L48 138V137H50V136H48L47 137ZM73 136V135H72ZM75 136V135H74ZM77 136H78V134H77ZM124 136H120V137H124ZM135 136V135H134ZM144 136H146V135H144ZM33 137V136H32ZM36 137H35V139H36ZM60 137V136H59ZM79 137H80V133H79ZM85 137V136H84ZM87 137V136H86ZM89 137V136H88ZM92 136L90 137V139L91 138H93ZM112 137V136H111ZM113 137H115V136H113ZM131 137H133V136H131ZM137 137V136H136ZM151 137H149V138H151ZM28 138V137H27ZM30 138V137H29ZM34 138V137H33ZM69 138H70V136H69ZM72 138L73 137H71L70 139L72 140ZM78 138V137H77ZM83 138V137H82ZM82 138H80V139H82ZM94 138H96V137H94ZM98 138V141H97V143L100 141V139ZM109 138V137H108ZM107 138V139H108ZM117 138V137H116ZM250 138H253L252 140H250ZM35 139H32L33 140V142H34V140ZM38 139H39V136H38ZM40 139H41V137H40ZM40 139H39V142H41L42 140H43V138H42V140L40 141ZM44 139H45V137H44ZM50 139V138H49ZM52 139H53V137H52ZM54 139H56V138H54ZM63 139V138H62ZM67 139H68V137H67ZM69 139V140H70ZM75 139V138H74ZM106 139V140H107ZM111 139V138H110ZM129 139V138H128ZM143 139V138H142ZM23 140V139H22ZM25 140V139H24ZM23 140V141H24ZM37 140V139H36ZM35 140V141H36ZM58 140H60V139H57V141ZM71 140H70V142H71ZM84 140L85 141H88V140H86L85 138H84ZM95 140V139H94ZM93 140V141H94ZM103 140V139H102ZM112 140V139H111ZM131 140V139H130ZM138 140V139H137ZM144 140V139H143ZM142 140V142H145V141H143ZM11 141H14V139L13 140H11ZM11 141H9V142H11ZM16 138H15V143H16ZM29 141V140H28ZM27 141V142H28ZM43 141H45V144L47 145L48 143V139H47V141L46 140H43ZM50 141V140H49ZM61 141H64V139L63 140H60V142H58V144L59 145H63V144H60V143H62ZM76 141V140H75ZM80 141H82V140H80ZM80 141H78L79 143H80ZM91 141H92V139H91ZM92 141V142H93ZM110 141V140H109ZM116 141V140H115ZM124 141V140H123ZM127 141V140H126ZM161 141V142H162ZM208 141V140H207ZM6 142H7V140H6ZM5 142V143H6ZM39 142H37V145L39 144ZM67 142V141H66ZM102 142V141H101ZM114 142V141H113ZM119 142H120V140H119ZM122 142V141H121ZM127 142H129V141H127ZM215 142V141H214ZM14 143V144H15ZM22 143V142H21ZM20 143V144H21ZM25 143V144H24ZM23 144L26 146V145H28V144H26V142H24ZM28 143H30V142H28ZM44 142H42V144H43ZM54 143V142H53ZM53 143H52V145H53ZM75 143V142H74ZM85 144V142H83L82 141V144ZM87 143V145H89V143H91V142H86ZM124 143V142H123ZM126 143V142H125ZM9 144V143H8ZM31 145H32V142L30 143ZM35 144H36V142H35ZM44 144V145H45ZM57 144V142L54 144V145H56ZM66 144V143H65ZM68 144V143H67ZM73 144V143H72ZM77 144V143H76ZM83 144V145H84ZM94 144H95V141H94ZM99 144H101L100 142H99ZM106 144V143H105ZM104 144V145H105ZM107 144H110V143H108L107 142ZM106 144V145H107ZM116 144V146L118 145L117 143H115ZM120 144V143H119ZM131 144V143H130ZM145 144V143H144ZM174 144V145H175ZM217 144V143H216ZM2 146H3V144H1ZM12 146H13V144H11ZM17 145H19V143L18 144H16L15 146H17ZM23 145V146H24ZM31 145H29V146H31ZM41 145V144H40ZM58 145V146H59ZM71 145V144H70ZM70 145L68 144V147H70ZM79 146H81V144H78ZM90 145H92V143L90 144ZM103 145V146H104ZM111 145V144H110ZM110 145H109V147H110ZM136 145V144H135ZM143 145V144H142ZM174 145H173V149H174ZM179 145V144H178ZM182 145V144H181ZM206 145H208V144H206ZM215 145V146H214ZM2 146H0V147H2ZM6 146H7V144H6ZM11 146V147H12ZM15 146H13V148L15 147ZM21 146V147H20ZM19 147L20 148H22V145H20ZM28 146V147H29ZM33 146V145H32ZM31 146V147H32ZM57 145L55 146L56 147V149H57V147H58ZM72 146V145H71ZM100 146V145H99ZM123 146V145H122ZM121 146V147H122ZM137 146V145H136ZM177 146V145H176ZM190 145H188V147H189ZM4 147V146H3ZM8 147V146H7ZM10 147V148H11ZM18 146H17V148H19ZM36 147V145L34 146V148ZM41 147V146H40ZM60 147V146H59ZM67 147V146H66ZM68 147H67V151H68ZM84 147H85V145H84ZM84 147H83V149H84ZM93 147H95V146H93ZM97 147V146H96ZM102 147V146H101ZM108 146H106V148H107ZM112 147V146H111ZM120 147V146H119ZM143 147V146H142ZM9 148V147H8ZM13 148H11V149H13ZM19 148V149H20ZM33 148V149H34ZM47 148V147H46ZM49 148H53V147H49ZM62 148V147H61ZM63 148H64V146H63ZM76 148V147H75ZM79 148V147H78ZM90 148V147H89ZM99 148V147H98ZM97 148V149H98ZM139 148V147H138ZM204 148V149H203ZM206 148V149H205ZM18 149V150H19ZM22 149H24V147L22 148ZM22 149H20V150H22ZM31 149L32 148H30L29 147V152H31ZM32 149V150H33ZM36 149V148H35ZM38 149V148H37ZM36 149V150H37ZM44 149V148H43ZM48 149V148H47ZM59 149V148H58ZM72 149V148H71ZM70 148H69V150H71ZM82 149V147L79 149V150H83ZM86 149V148H85ZM88 149V148H87ZM93 149L94 148H92V151H93ZM101 149H103V148H100V150ZM104 149H105V146H104ZM111 149H113V148H111ZM114 149H115V147H114ZM137 149V148H136ZM177 150H178V146H177V148H176ZM2 150V149H1ZM14 150V152H16L17 151V149H13ZM16 150V151H15ZM19 150V151H20ZM46 150V149H45ZM55 150V149H54ZM61 150H65L66 151V148L65 149H61ZM76 150V149H75ZM74 150V151H75ZM134 150V149H133ZM177 150H174V153H175V151L177 152ZM5 151V153L8 151H6V150H4ZM40 151H41V149H40ZM47 151H50V149H48ZM57 151V150H56ZM56 151H54V153H56V155H58V156H60L59 154L60 153H62V152H59L60 150H58V152H59V154H58V152H56ZM67 151H66V153H67ZM74 151H73V153H74ZM78 151V150H77ZM77 151H76V153H77ZM88 151H90V149L88 150ZM87 151V152H88ZM104 150H102V152H103ZM107 151H108V149H107ZM165 151V152H164ZM170 151H172L171 149H170ZM0 152H2V151H0ZM13 152V151H12ZM27 152V151H26ZM25 152V153H26ZM34 152V151H33ZM32 152V153H33ZM39 152V151H38ZM42 152V151H41ZM45 152V151H44ZM51 152V151H50ZM50 152H48V154L50 153ZM53 152V151H52ZM64 152V151H63ZM78 152H81V151H78ZM85 152V151H84ZM91 152V151H90ZM112 152V151H111ZM131 152V151H130ZM179 152V151H178ZM8 153H10L9 151H8ZM22 153H23V151H22ZM37 153V152H36ZM43 153V152H42ZM66 153H62V154H65V155H67ZM70 153V152H69ZM76 153H74V154H76ZM98 153H100L99 151H98ZM106 153V152H105ZM173 153V152H172ZM172 154L173 156L175 155L176 156V154ZM1 154V153H0ZM15 155V153H10V155L7 157V159H6V157H4L6 154H4V156H3V154H1V156H0V158L2 157V159L1 160H3V159H6L7 161H5V162H8V158L10 157V156H12V155ZM17 154V153H16ZM34 154V153H33ZM41 153H39V155H40ZM44 154V153H43ZM45 154H47V153H45ZM61 154V155H62ZM71 154H72V152H71ZM70 154V155H71ZM86 154H88V153H86ZM111 154V153H110ZM120 154V153H119ZM183 154V153H182ZM192 154V153H191ZM21 155V154H20ZM23 155H24V153H23ZM34 155H37V154H34ZM65 155L63 156L64 158H65ZM81 155V154H80ZM85 155V154H84ZM94 155H95V153H94ZM127 155V154H126ZM131 155V154H130ZM134 155V154H133ZM132 155V156H133ZM137 155V154H136ZM162 155V156H163ZM201 155H204V154H201ZM206 155V156H207ZM209 155H208V157H209ZM213 155V154H212ZM217 155V154H216ZM216 155L214 156V158L216 157ZM219 155V154H218ZM26 156V155H25ZM24 156V157H25ZM29 156H31L32 157V154H30ZM48 156V155H47ZM57 156V157H58ZM73 156V155H72ZM76 155H74V157H75ZM78 156V155H77ZM86 156V155H85ZM85 156H83L82 155V158H85ZM89 156V158H90V160H92L91 158V156L90 155H88ZM93 156V155H92ZM102 156V155H101ZM107 156V155H106ZM105 156V157H106ZM112 156V155H111ZM115 156V155H114ZM129 156V155H128ZM135 156V155H134ZM143 156H144V154H143ZM155 156H153L152 155V157H155ZM162 156H159L158 158L159 159H161L160 157H162ZM171 155H169L168 156V158L170 157ZM211 156V155H210ZM22 157V156H21ZM20 158L19 157V159H26V157L25 158ZM27 157H28V155H27ZM34 157V156H33ZM37 157H39V156H37ZM41 157H46V155H42ZM52 157V156H51ZM54 158H56L55 156H53ZM62 156H60V158H61ZM69 157V156H68ZM71 157V156H70ZM104 157V156H103ZM104 157V158H105ZM113 157V156H112ZM151 157V156H150ZM190 157V156H189ZM199 157V156H198ZM229 157V158H230ZM11 158V157H10ZM14 158V157H13ZM15 158H16V156H15ZM14 158V159H15ZM72 158V157H71ZM80 158V157H79ZM78 158V159H79ZM87 158V157H86ZM95 158H97V156L95 157ZM95 158L93 159V160H95ZM98 158H99V156H98ZM125 158V157H124ZM143 158H145V157H143ZM156 158V157H155ZM164 158V157H163ZM196 158V157H195ZM207 158V157H206ZM218 158V157H217ZM222 158V157H221ZM16 159H18V157L16 158ZM18 159V160H19ZM27 159H30V157L29 158H27ZM38 159V158H37ZM37 159H35V161L37 160ZM39 159H40V157H39ZM43 159V158H42ZM49 159H50V157H49ZM70 159V158H69ZM69 159H67L68 161H69ZM73 159V158H72ZM77 159V160H78ZM88 159V158H87ZM100 159V158H99ZM107 159H108V156H107ZM106 159V160H107ZM114 159V158H113ZM117 159V158H116ZM116 159H115V161H116ZM128 159V158H127ZM146 159V158H145ZM148 159V158H147ZM146 159V160H147ZM158 159V160H159ZM203 159H205V156H204V158ZM209 159V158H208ZM210 159H211V157H210ZM17 160V161H18ZM31 160H33L34 161V159L32 158ZM51 160H52V158L49 160L50 162H51ZM76 160V159H75ZM76 160V162H78ZM82 160V159H81ZM81 160H79V161H81ZM101 160H103V159H101ZM149 160V159H148ZM153 160H155V159H153ZM162 160V159H161ZM182 160V159H181ZM228 160V159H227ZM244 160V159H243ZM4 161V160H3ZM2 161V162H3ZM11 161V160H10ZM9 161V163H11ZM15 161V160H14ZM14 161H12V162H14ZM23 161V160H22ZM27 161V160H26ZM40 161H42L41 159H40ZM45 161V160H44ZM46 161H48L47 160V158H46ZM45 161V162H46ZM60 161V160H59ZM64 161V160H63ZM68 161H65V162H67V164H69L68 163ZM85 161H86V159H85ZM108 161V160H107ZM113 161V160H112ZM151 161V160H150ZM166 161V160H165ZM170 161V160H169ZM198 161V160H197ZM203 161V160H202ZM215 161V160H214ZM213 160H212V163L214 162ZM217 161V160H216ZM230 161V160H229ZM2 162H0V164H2ZM21 162V161H20ZM23 162H25V160L23 161ZM23 162H21V163H23ZM31 162V161H30ZM29 162V163H30ZM37 162H38V160H37ZM36 162V163H37ZM56 162V161H55ZM61 162H62V159H61ZM73 162H75V161H71L70 163L72 164ZM157 162V161H156ZM206 162H208V160H206ZM219 162V161H218ZM226 162V161H225ZM8 163V164H9ZM19 163V162H18ZM17 163V164H18ZM26 163V162H25ZM29 163H28V165H29ZM31 163H33V162H31ZM35 163V164H36ZM49 163V162H48ZM56 163H58V162H56ZM63 163V162H62ZM79 163V162H78ZM81 163H83V161H81ZM81 163H80V165H78V167L79 166H81ZM107 163V162H106ZM108 163H110V162H108ZM115 163V162H114ZM117 163V162H116ZM120 163V162H119ZM141 163V162H140ZM163 163V162H162ZM240 163H242V162H240ZM246 163H247V161H246ZM245 163V164H246ZM5 164H7V163H4L3 162V164L1 165L2 167H3V165H5ZM14 164V163H13ZM16 164V165H17ZM38 164V163H37ZM45 164V163H44ZM55 164V163H54ZM87 164V163H86ZM93 164V163H92ZM101 164H104V163H101ZM130 164V163H129ZM157 164V163H156ZM164 164V163H163ZM172 164V163H171ZM198 164V163H197ZM206 164V163H205ZM214 164H215V162H214ZM229 165H230V163H228ZM234 164V163H233ZM236 164V163H235ZM235 164H234V167H235ZM12 165V164H11ZM11 165H9V167H11ZM15 165V164H14ZM13 165V167L14 168H16L15 166ZM21 165V164H20ZM19 165V166H20ZM24 165V164H23ZM33 165V164H32ZM62 165V164H61ZM63 165H65V167H66V164H64L63 163ZM70 165V164H69ZM83 166L85 165L84 163L82 164ZM89 165V164H88ZM108 165V164H107ZM127 165V164H126ZM140 165V164H139ZM141 165H143V164H141ZM145 165V164H144ZM148 165V164H147ZM209 165H210V162H209ZM237 165V164H236ZM239 165V164H238ZM8 166V165H7ZM35 166V165H34ZM48 166V165H47ZM54 166H56V165H54ZM71 166H74L75 167V165H71ZM71 166H69V168H72ZM83 166L81 167V168H83ZM93 166V165H92ZM114 166H115V164H114ZM119 166H120V164H119ZM163 166V165H162ZM173 166V165H172ZM203 166V165H202ZM205 166V165H204ZM203 166V167H204ZM207 166H208V164H207ZM206 166V167H207ZM215 166V165H214ZM226 166H228V165H226ZM1 167V168H2ZM8 167V168H9ZM25 167V166H24ZM52 167V166H51ZM50 167V168H51ZM58 167H59V164H58ZM58 167H56V168H58ZM91 167V166H90ZM98 167V166H97ZM124 167V166H123ZM138 167V166H137ZM156 167V166H155ZM179 167V166H178ZM202 167V168H203ZM211 167V166H210ZM230 166H228V168H229ZM240 167H242L241 165H239V169H240ZM252 167V166H251ZM5 168H6V166H5ZM8 168H6V169H8ZM23 170H24V168L23 167H21ZM30 168V167H29ZM38 168V167H37ZM43 168V167H42ZM47 168H49V167H47ZM49 168V169H50ZM55 168V167H54ZM77 168V167H76ZM93 168H95V167H93ZM108 168V167H107ZM127 168V167H126ZM132 168H136V167H132ZM131 168V169H132ZM141 168V167H140ZM205 168V167H204ZM215 168V167H214ZM231 168V167H230ZM238 168V167H237ZM237 168H236V170H237ZM3 169V168H2ZM10 169V168H9ZM98 169H100V168H98ZM111 170H112V167L110 168ZM117 169H119V168H117ZM122 170H123V168H121ZM187 169V168H186ZM189 169H190V167H189ZM206 169V168H205ZM211 169V168H210ZM220 169V168H219ZM241 169H243V168H241ZM17 170H18V168H17ZM21 170V169H20ZM19 170V171H20ZM27 170H28V168H27ZM32 170V169H31ZM43 170H45V168L43 169ZM42 170V171H43ZM65 170V169H64ZM78 170H79V168H78ZM93 170V169H92ZM95 170H97V169H95ZM120 170V169H119ZM121 170V171H122ZM126 170V169H125ZM128 170V169H127ZM126 170V171H127ZM138 170H140V169H138ZM150 170V169H149ZM204 170V169H203ZM207 170V169H206ZM215 170V169H214ZM221 170V169H220ZM223 170V169H222ZM225 170V169H224ZM226 170H228V169H226ZM1 171V170H0ZM5 171V170H4ZM7 171V170H6ZM10 171V170H9ZM22 171V170H21ZM35 171V170H34ZM53 171V170H52ZM58 171V170H57ZM66 171V170H65ZM68 172H66V173H69V170H67ZM71 171V170H70ZM72 171H74V170H72ZM71 171V172H72ZM82 171V170H81ZM85 171V170H84ZM91 171V170H90ZM104 171V170H103ZM108 171V170H107ZM131 171V170H130ZM147 171V170H146ZM157 171V170H156ZM162 171V170H161ZM202 171V170H201ZM248 171V170H247ZM15 172V171H14ZM30 172V171H29ZM49 172V171H48ZM63 172V171H62ZM80 172V171H79ZM79 172H78V174H79ZM93 172V171H92ZM95 172V171H94ZM100 172V171H99ZM142 172V171H141ZM154 172V171H153ZM173 172H175V171H173ZM190 172V171H189ZM211 172V171H210ZM226 172H228V171H226ZM231 172H232V170H231ZM238 172H240L239 170H238ZM9 173V172H8ZM23 173H24V171H23ZM49 173H51V172H49ZM59 173H60V171H59ZM58 173V174H59ZM65 173V172H64ZM64 173H62V174H64ZM74 173V172H73ZM82 173H84V172H82ZM87 173V172H86ZM91 173V172H90ZM96 173V172H95ZM104 173V172H103ZM106 173V172H105ZM104 173V174H105ZM108 173V172H107ZM130 173V172H129ZM140 173V172H139ZM139 173H137V174H139ZM143 173V172H142ZM157 173H158V171H157ZM206 173H209V172H206ZM2 174V173H1ZM12 174H14V173H12ZM30 174V173H29ZM39 175H40V173H38ZM46 174V173H45ZM51 174H53V173H51ZM56 174V176H57V173H55ZM61 174V173H60ZM76 174V173H75ZM89 174V173H88ZM128 174V173H127ZM153 174V173H152ZM180 174V173H179ZM201 174V173H200ZM202 174H203V172H202ZM210 174V173H209ZM212 174H214V172L212 171ZM220 174V173H219ZM238 174V173H237ZM240 174V173H239ZM242 174V173H241ZM251 174V173H250ZM39 175L37 176V177H39ZM44 175V174H43ZM72 175V174H71ZM74 175V174H73ZM123 175V174H122ZM145 175V174H144ZM148 175V174H147ZM177 175V174H176ZM182 175V174H181ZM205 175V174H204ZM203 175V176H204ZM230 174H228L227 176H229ZM254 175V174H253ZM1 176V175H0ZM7 176V174L5 175V177ZM9 176H10V174L8 175V178H9ZM15 176V175H14ZM17 176V175H16ZM46 176V175H45ZM48 176V175H47ZM51 176V175H50ZM62 176V175H61ZM65 176H66V174H65ZM70 176V175H69ZM75 176V175H74ZM104 176V175H103ZM110 176V175H109ZM132 176V175H131ZM135 176V175H134ZM146 176V175H145ZM149 176V175H148ZM152 176V175H151ZM167 176V175H166ZM212 176V175H211ZM211 176H210V178H211ZM234 176V175H233ZM237 176H239V175H237ZM2 177H3V175H2ZM27 177V176H26ZM30 177V176H29ZM29 177H27V178H29ZM34 177V176H33ZM40 177H41V175H40ZM68 177V176H67ZM115 177V176H114ZM119 177V176H118ZM137 177V176H136ZM156 177H158V176H156ZM206 177H207V174H206ZM205 177V178H206ZM246 177V176H245ZM45 178V177H44ZM60 178H62V177H60ZM65 178V177H64ZM87 178V177H86ZM107 178H108V176H107ZM110 178V177H109ZM169 178V177H168ZM199 178H200V176H199ZM215 178V177H214ZM214 178H213V180H214ZM226 178V177H225ZM238 178V177H237ZM241 178V177H240ZM1 179V178H0ZM39 179H41V178H39ZM46 179V178H45ZM58 179V178H57ZM56 179V180H57ZM84 179V178H83ZM94 179H95V177H94ZM96 179H97V177H96ZM104 179V178H103ZM106 179V178H105ZM121 179H122V177H121ZM142 179V178H141ZM157 179H159V178H157ZM170 179V178H169ZM174 179V178H173ZM176 179V178H175ZM217 179H218V177L216 178V180H214L215 182H217ZM233 179H235L234 177H233ZM246 179V178H245ZM3 180V179H2ZM4 180H5V178H4ZM10 180H12V179H10ZM47 180V179H46ZM56 180H55V182H56ZM85 180V179H84ZM108 180H110V179H108ZM113 180H115V179H113ZM117 180V179H116ZM115 180V181H116ZM139 180V179H138ZM151 180H152V178H151ZM213 180H211V184L212 183H214V181ZM222 180H224V179H222ZM239 180V179H238ZM257 180V179H256ZM1 181V180H0ZM7 181H8V179H7ZM17 181V180H16ZM76 181V180H75ZM143 181V180H142ZM203 181V180H202ZM205 181V180H204ZM203 181V182H204ZM213 181V182H212ZM231 181H233V180H231L230 179V181H228V183L229 182H231ZM235 181H237V180H235ZM10 182V181H9ZM19 182V181H18ZM26 182V181H25ZM24 182V183H25ZM53 182H54V179H53ZM58 182V181H57ZM98 182V181H97ZM104 182V181H103ZM107 182V181H106ZM119 182V181H118ZM121 182V181H120ZM132 182V181H131ZM137 182V181H136ZM144 182V181H143ZM147 182V181H146ZM149 182V181H148ZM156 182V181H155ZM159 182V181H158ZM209 182V181H208ZM242 182H244V181H242ZM251 182V181H250ZM253 182V181H252ZM7 183V182H6ZM17 183V182H16ZM21 183V182H20ZM20 183H19V185H20ZM62 183H63V181H62ZM99 183V182H98ZM135 183V182H134ZM140 183V182H139ZM163 183V182H162ZM176 183V182H175ZM224 183V182H223ZM227 183V182H226ZM225 183V184H226ZM228 183H227V185H228ZM238 183V182H237ZM27 184V183H26ZM40 184H42V183H40ZM67 184V183H66ZM129 184H130V182H129ZM132 184V183H131ZM143 184V183H142ZM157 184V183H156ZM160 184V183H159ZM211 184H209V185H211ZM216 184V183H215ZM222 184V183H221ZM232 183H230V185H231ZM241 184V183H240ZM29 185V184H28ZM102 185H103V183H102ZM101 184H100V186H102ZM108 185H110V183L108 184ZM114 184H112V186H113ZM117 185V184H116ZM115 185V186H116ZM123 185V184H122ZM133 185V184H132ZM139 185V184H138ZM153 185H155V184H153ZM164 185V184H163ZM163 185H162V187H163ZM167 185V184H166ZM209 185H207V186H209ZM213 185V184H212ZM243 185V184H242ZM253 184H251L250 186H252ZM261 185V184H260ZM259 185V186H260ZM264 185V184H263ZM1 186V185H0ZM5 186V185H4ZM26 186V185H25ZM107 186V185H106ZM106 186L104 187V188H106ZM134 186H136V185H134ZM144 186V185H143ZM152 186V185H151ZM216 186H218V185H216ZM229 186V185H228ZM243 186H245V185H243ZM242 186V187H243ZM249 186V185H248ZM255 186H258V184L257 185H255ZM255 186H253V189L254 190H251V189H248V188H250V187H246L247 188V192H249V193H247V196H246V198H244V200H242L241 202L239 201V202H237V203H234L233 202V200H232V202L234 203V204H236V205H232L233 207H237V211H239V212H237V213H239V216L238 217H236V218H234L233 217V212H235L234 210L235 209H233L232 208V206L231 205H223V202H222V206L223 207H221V209H220V215H222L223 217H225V218H227V219H229L230 221L231 220H233L234 221V226H235V229L237 230V232L239 233H237V235L240 237V239H245L246 240V242L247 243H245L244 242V244H248L247 245V247H245L244 249V251H241L242 250V248H240L241 250V253L239 252L237 255L236 254H233V252H232V254L235 256V258H236V256H237V261L235 262L236 264H264V189L262 190V189H260V187L258 188V187H255ZM10 187V186H9ZM92 187V186H91ZM90 187V188H91ZM140 187V186H139ZM159 187V186H158ZM173 187V186H172ZM201 187V186H200ZM210 187V186H209ZM256 189H255V188ZM1 188V187H0ZM3 188V187H2ZM30 188V187H29ZM29 188H28V190H29ZM93 188H94V186H93ZM101 188V187H100ZM143 188V187H142ZM144 188H145V186H144ZM156 188V187H155ZM202 188V187H201ZM264 188V187H263ZM7 189V188H6ZM9 189V188H8ZM20 189V188H19ZM23 189V188H22ZM21 189V190H22ZM32 189H35V188H32ZM31 189V190H32ZM78 189V188H77ZM102 189V188H101ZM101 189H100V192H101ZM110 189V188H109ZM124 189V188H123ZM165 189H166V187H165ZM199 189V188H198ZM208 189V188H207ZM216 189V188H215ZM27 190V191H28ZM30 190V191H31ZM41 190V189H40ZM67 190V189H66ZM108 190V189H107ZM134 190V189H133ZM136 190V189H135ZM138 190H139V188H138ZM157 190V189H156ZM159 190L160 191H162V188H159ZM158 190V191H159ZM189 190V189H188ZM194 190V189H193ZM225 190V189H224ZM249 190V191H248ZM4 191V190H3ZM8 191V190H7ZM12 191V190H11ZM90 191V190H89ZM141 191V190H140ZM139 191V192H140ZM144 191V190H143ZM207 191V190H206ZM33 192H34V190H33ZM85 192V191H84ZM97 192H99V191H97ZM99 192V194H101ZM113 192V191H112ZM127 192V191H126ZM142 192V191H141ZM157 192V191H156ZM174 192V191H173ZM186 192V191H185ZM184 192V193H185ZM194 192V191H193ZM220 192H222V190L220 191ZM224 192V191H223ZM233 192V191H232ZM24 193V192H23ZM28 193V192H27ZM93 193V192H92ZM106 193V192H105ZM110 193V192H109ZM143 193V192H142ZM142 193H140V194H142ZM166 193V192H165ZM189 193V192H188ZM216 193V192H215ZM22 194V193H21ZM30 194V193H29ZM28 194V195H29ZM97 194V193H96ZM134 194H135V192H134ZM167 194V193H166ZM166 194H164V195H166ZM193 194V193H192ZM203 194V193H202ZM205 194H206V192H205ZM240 194V193H239ZM27 195V194H26ZM32 195V194H31ZM106 195H108V194H106ZM118 195V194H117ZM136 195V194H135ZM138 195V194H137ZM162 195V194H161ZM163 195V196H164ZM201 195V194H200ZM216 195H218V193L216 194ZM22 196V195H21ZM25 196V195H24ZM97 196V195H96ZM101 196V195H100ZM111 196H112V194H111ZM128 196V195H127ZM131 196V195H130ZM133 197H134V195H132ZM150 196V195H149ZM149 196H146V198L147 197H149ZM168 196V195H167ZM104 197V196H103ZM136 197V196H135ZM144 197V196H143ZM153 197V196H152ZM168 197H170V195L168 196ZM191 197V196H190ZM197 197H199V196H197ZM203 197V196H202ZM225 197H228V196H225ZM238 197V196H237ZM243 197V196H242ZM92 198V197H91ZM117 198V197H116ZM130 198V197H129ZM138 198V197H137ZM151 198V197H150ZM165 198V197H164ZM163 198V199H164ZM187 198V197H186ZM194 198H195V196H194ZM216 198V197H215ZM1 199V198H0ZM101 199H103V198H101ZM121 199V198H120ZM126 199H127V197H126ZM148 199V198H147ZM157 199V198H156ZM161 199V198H160ZM163 199H161V201H164L165 202V200H163ZM176 199V198H175ZM203 199V198H202ZM3 200V199H2ZM91 200V199H90ZM138 200H141L140 198L138 199ZM166 200H167V198H166ZM184 200H185V198H184ZM226 200V199H225ZM1 201V200H0ZM14 201V200H13ZM21 201V200H20ZM40 201V200H39ZM101 201V200H100ZM105 201H106V199H105ZM112 201V200H111ZM110 201V202H111ZM113 201H114V199H113ZM125 201V200H124ZM123 201V202H124ZM130 201V200H129ZM128 200H127V202H129ZM137 201V200H136ZM145 201H147V200H145ZM153 201V200H152ZM155 201V200H154ZM160 201V202H161ZM174 201V200H173ZM191 201V200H190ZM195 201V200H194ZM199 201V200H198ZM33 202V201H32ZM43 202V201H42ZM109 202V201H108ZM141 202H144V201H142L141 200ZM148 202H149V199H148ZM151 202V201H150ZM186 202V201H185ZM218 202V201H217ZM226 202V201H225ZM236 202V201H235ZM9 203V202H8ZM13 203H16V202H13ZM25 203V202H24ZM49 203V202H48ZM72 203V202H71ZM94 203V202H93ZM98 203V202H97ZM121 203V202H120ZM131 203V202H130ZM132 203H133V200H132ZM131 203V204H132ZM134 203H136L135 201H134ZM140 203V202H139ZM153 202H151V203H149V204H152ZM155 203V202H154ZM162 203V202H161ZM160 203V204H161ZM167 203V202H166ZM165 203V204H166ZM171 203V202H170ZM175 203V202H174ZM183 203V202H182ZM199 203V202H198ZM1 204V203H0ZM17 204V203H16ZM29 204V203H28ZM34 204V203H33ZM37 204V203H36ZM39 204V203H38ZM37 204V208H38V206H41V205H38ZM41 204V203H40ZM47 204V203H46ZM50 204V203H49ZM67 204V203H66ZM70 204V203H69ZM100 204V203H99ZM112 204H113V202H112ZM122 204V203H121ZM120 204V205H121ZM125 204H127V203H125ZM172 204V203H171ZM179 204V203H178ZM219 204L220 203H218L217 205L219 206ZM230 204H232V203H230ZM8 205V204H7ZM21 205H23V206H26V205H24L23 204V202H22V204ZM71 205V204H70ZM104 205V204H103ZM102 205V206H103ZM107 205V204H106ZM109 205V204H108ZM119 205V206H120ZM136 205V204H135ZM142 205V204H141ZM156 206H157V204H155ZM154 205V206H155ZM159 205V204H158ZM162 205V204H161ZM174 205V204H173ZM184 205V204H183ZM2 206H3V204H2ZM2 206H1V208H2ZM11 206V205H10ZM46 206V205H45ZM44 206V207H45ZM49 206V205H48ZM63 206H64V204H63ZM66 206V205H65ZM76 206V205H75ZM98 206V205H97ZM118 206V205H117ZM127 206V205H126ZM125 206V207H126ZM136 206H138V205H136ZM144 206V205H143ZM147 206V205H146ZM149 206V205H148ZM178 206H180V205H178ZM221 206V205H220ZM219 206V207H220ZM7 207V206H6ZM82 207V206H81ZM92 207H94V206H92ZM98 207H100V206H98ZM98 207H95V209H97ZM111 207V206H110ZM121 207V206H120ZM120 207H118L119 209H120ZM145 207V206H144ZM151 207V206H150ZM160 207V206H159ZM168 207H170V206H168ZM173 207V206H172ZM175 207H176V205H175ZM174 207V208H175ZM235 207V208H236ZM11 208H13V207H11ZM15 208V207H14ZM46 208V207H45ZM50 208V207H49ZM53 208V206H51V209ZM68 208V207H67ZM107 208V207H106ZM109 208V207H108ZM113 208H115V207H113ZM113 208H112V210H113ZM117 208V207H116ZM122 208V207H121ZM128 208V207H127ZM140 208V207H139ZM182 208V207H181ZM209 208V207H208ZM3 209V208H2ZM6 209V208H5ZM7 209H8V207H7ZM21 209H23V208H21ZM43 209V208H42ZM46 209H48V208H46ZM46 209H44V211L46 212ZM66 209V208H65ZM69 209V208H68ZM67 209V210H68ZM80 209V208H79ZM82 209V208H81ZM89 209V208H88ZM91 209V208H90ZM94 209V210H95ZM125 209V208H124ZM136 209H137V207H136ZM135 209V210H136ZM141 209V208H140ZM158 209V208H157ZM205 209V208H204ZM216 209H217V206H216ZM233 209V210H232ZM10 210V209H9ZM13 210H15V209H12V210H10V212H8V210H7V212L9 213L8 215H10V213L11 212H13ZM18 210H19V208H18ZM36 210V209H35ZM41 210V209H40ZM50 210V209H49ZM54 210V209H53ZM52 210V211H53ZM59 210V209H58ZM58 210H56L55 211V213H57V211ZM63 210V208L61 207V209H60V211H62ZM87 210V209H86ZM85 210V211H86ZM93 210V209H92ZM99 210V209H98ZM101 210V209H100ZM106 210V209H105ZM109 210V209H108ZM122 210V209H121ZM134 210V209H133ZM132 210V211H133ZM134 210V211H135ZM142 210V209H141ZM140 210V211H141ZM162 209H159V211H161ZM176 210V209H175ZM184 210V209H183ZM207 210V209H206ZM219 210V209H218ZM218 210H217V212H218ZM2 211V210H1ZM0 211V212H1ZM17 211V210H16ZM21 211V210H20ZM23 211V210H22ZM21 211V212H22ZM33 211H34V209H33ZM42 211V210H41ZM43 211V212H44ZM51 211V210H50ZM60 211L58 212V215H59V213H60ZM70 211V210H69ZM75 211V210H74ZM104 211V210H103ZM111 210H109V212H110ZM115 211V210H114ZM153 211V210H152ZM163 211V210H162ZM168 211V210H167ZM185 211V210H184ZM203 211V210H202ZM208 211V210H207ZM21 212H18V213H21ZM26 212V211H25ZM37 212V211H36ZM79 212V211H78ZM90 212V211H89ZM145 212V211H144ZM157 212V211H156ZM201 212V211H200ZM204 212V211H203ZM212 212V211H211ZM211 212H209L208 214H207V220H209V222H207V223H210V225L211 226H213L216 230H218V228H219V226L217 227V225H219L220 224V227L222 228V230L227 234V235H225V236H228V238L230 239H233L235 242H236V240L238 241L239 240V238H237L235 235V233H233L230 229H228V228H226L225 227V225H224V227H222L223 225L221 224V223H219L218 224V220H217V216L215 217ZM6 214V216H7V213H6V211L4 212V209H3V213H1L2 214V217L4 216L3 214ZM26 213H28V212H26ZM40 213V212H39ZM38 213V214H39ZM47 213H48V211H47ZM55 213H54V215H55ZM66 213V212H65ZM75 213V212H74ZM88 213V212H87ZM108 213V212H107ZM113 213V212H112ZM137 213V212H136ZM139 213V212H138ZM159 213V212H158ZM157 213V214H158ZM164 213V212H163ZM169 213H170V211H169ZM168 213V214H169ZM173 213V212H172ZM176 213V212H175ZM181 213V212H180ZM182 213H184V212H182ZM189 213H190V211H189ZM202 213V212H201ZM205 213H206V211H205ZM236 213V214H237ZM23 214V213H22ZM43 214V213H42ZM41 213H40V215H42ZM67 214H69V213H66V215ZM85 214V213H84ZM91 214V213H90ZM99 214V213H98ZM110 214V213H109ZM131 214V213H130ZM149 214H151V213H149ZM165 214H167V212L165 213ZM192 214V213H191ZM190 214V215H191ZM219 214V213H218ZM235 214V215H236ZM12 215V214H11ZM10 215V218L13 216V215H15V213L11 216ZM21 215V214H20ZM19 215V219H21L23 216H20ZM53 215V216H54ZM64 216V214H60L59 216ZM71 215V214H70ZM74 215V214H73ZM78 215H80V213L78 214ZM129 215V214H128ZM182 215V214H181ZM180 215V216H181ZM184 215H186V214H184ZM238 215V214H237ZM236 215V216H237ZM17 216V215H16ZM49 216V215H48ZM56 216H57V214H56ZM87 216V215H86ZM95 217L97 216V214L96 215H94ZM105 217L107 216V214L106 215H104ZM118 216V215H117ZM146 216V215H145ZM169 216V215H168ZM171 216V215H170ZM186 216H188V215H186ZM192 216V215H191ZM195 216V215H194ZM199 216V215H198ZM198 216H196L195 217V219L194 220H196L197 218H200L201 216H202V214H201V216L200 217H198ZM204 216V215H203ZM202 216V217H203ZM2 217H1V219H2ZM14 218H13V220H17L16 219V217L15 216H13ZM44 217H45V215H44ZM50 217H51V215H50ZM50 217H48V219L50 218ZM55 217V216H54ZM58 217V216H57ZM65 217V216H64ZM68 217V216H67ZM85 217V216H84ZM90 217H91V215H90ZM100 217H101V215H100ZM108 217H109V215H108ZM113 217H114V215H113ZM120 217H122L121 216V214H120ZM128 217V216H127ZM130 217V216H129ZM151 217H152V215H151ZM158 217V216H157ZM156 217V218H157ZM166 217H167V215H166ZM190 217V216H189ZM193 217V216H192ZM192 217L189 219V220H191L192 219ZM205 217H206V215H205ZM6 218V217H5ZM30 218V217H29ZM37 218H38V216H37ZM46 218H47V216H46ZM63 218V217H62ZM69 218V217H68ZM124 218H126V217H124ZM131 218H133V217H131ZM168 218V217H167ZM173 218V217H172ZM183 218H185V217H183ZM204 218V217H203ZM222 218V217H221ZM6 219H8V217L6 218ZM6 219H4V217H3V220H5V221H3V225H4V223L6 222ZM23 220L25 219V216L22 218ZM54 219H56V217L54 218ZM57 219H59V218H57ZM101 219V218H100ZM103 219V218H102ZM106 219H107V217H106ZM121 219V218H120ZM178 219V218H177ZM187 219H188V217H187ZM223 219V218H222ZM8 220H10V224L12 225V223H11V219H8ZM39 220V219H38ZM43 220H44V218H43ZM42 220V221H43ZM66 220H67V218H66ZM70 220V219H69ZM77 220V219H76ZM87 221H89L88 219H86ZM95 220V219H94ZM98 221H99V219H97ZM104 220V219H103ZM108 220V219H107ZM146 220V219H145ZM165 220V219H164ZM180 220H181V218H180ZM193 220V221H194ZM205 220V219H204ZM225 220V219H224ZM229 220L227 221V223L229 222ZM2 221V220H1ZM19 221H21V220H19ZM40 221H41V218H40ZM52 221V220H51ZM74 221H75V219H74ZM79 221V220H78ZM93 220L92 219H90V223H92L93 224V222H92ZM110 221H111V219H110ZM138 221V220H137ZM158 221V220H157ZM173 221V220H172ZM192 221V220H191ZM198 221H199V219H198ZM198 221H195V222H198ZM200 221L201 222H203L202 221V218L200 219ZM21 222H23V221H21ZM24 222L27 224L28 222H26L25 220H24ZM23 222V223H24ZM60 222V221H59ZM62 222H64V221H62ZM66 222V221H65ZM70 222H72V221H70ZM97 222V221H96ZM96 222H94V224L96 223ZM104 222H106V220L104 221ZM108 222V221H107ZM118 222V221H117ZM143 222V221H142ZM149 222V221H148ZM171 222V221H170ZM205 222V221H204ZM16 223H18V222H16ZM22 223V224H23ZM50 223H52V222H50ZM54 223V222H53ZM61 223V222H60ZM85 223H87V222H85ZM109 223V222H108ZM111 223V222H110ZM123 223H125V222H123ZM122 223V224H123ZM141 223V222H140ZM192 223H194V222H192ZM199 223V222H198ZM10 224H8L7 223V227H8V225L10 226ZM15 224V223H14ZM32 224H34V223H32ZM91 224V225H92ZM99 224V223H98ZM102 224V223H101ZM115 224H117V223H115ZM120 224V223H119ZM118 224V225H119ZM164 224V223H163ZM183 224V223H182ZM201 224V223H200ZM205 224V223H204ZM204 224H202V225H204ZM226 224V223H225ZM16 225V224H15ZM25 225V224H24ZM28 225V224H27ZM26 225V226H27ZM29 225H31V224H29ZM52 225V224H51ZM73 226H76V223L74 222V224H72ZM79 225V224H78ZM88 225H90V224H88ZM96 225V224H95ZM104 225H106V224H104ZM103 225V227H105L106 228V226H104ZM110 225V224H109ZM108 225V226H109ZM113 225H114V223H113ZM162 225V224H161ZM188 225H189V223H188ZM196 225H198V224H194V227H196ZM201 225V226H202ZM209 225V224H208ZM227 225V224H226ZM5 226V225H4ZM18 226V225H17ZM15 227V228H18L19 229V227ZM25 226V227H26ZM41 226H42V224H41ZM58 226V225H57ZM56 225H55V227H57ZM66 226V225H65ZM64 226V227H65ZM70 226V225H69ZM84 226V225H83ZM82 226V227H83ZM93 226V225H92ZM102 226V225H101ZM112 226V225H111ZM152 226V225H151ZM185 226V225H184ZM200 226V225H199ZM198 226V227H199ZM200 226V227H201ZM205 226V225H204ZM10 227H12V226H10ZM21 227H22V225H21ZM25 227H23V229H24V231H25ZM43 227V226H42ZM45 227H46V225H45ZM60 227V226H59ZM62 227V226H61ZM71 227V226H70ZM81 227V226H80ZM80 227H79V229H80ZM81 227V228H82ZM97 227V226H96ZM95 227V228H96ZM100 227V226H99ZM114 227V226H113ZM137 227V226H136ZM140 227V226H139ZM161 227V226H160ZM164 227V226H163ZM191 227V226H190ZM193 227V228H194ZM196 228V230H197V234L196 235H194L195 236V238L197 239V238H199L198 240H200V239H202V236L204 235V234H201V232H200V234L198 233V231H200V228ZM206 227V226H205ZM212 227V228H213ZM231 227H233L232 225H231ZM0 228H2V227H0ZM14 228V227H13ZM12 228V229H13ZM14 228V229H15ZM38 228V227H37ZM40 228V227H39ZM69 228V227H68ZM115 228H118V226L117 227H115ZM176 228V227H175ZM183 228H185V227H183ZM192 228V229H193ZM207 228V227H206ZM5 229V228H4ZM28 229H30V230H33L34 229V226L32 227V228H28ZM28 229H26V230H28ZM47 229H48V227H47ZM46 229V230H47ZM75 229V228H74ZM89 228H87V230H88ZM107 229H108V227H107ZM110 229V228H109ZM112 229V228H111ZM122 229V228H121ZM173 229V228H172ZM201 229H203V228H201ZM205 229V228H204ZM208 229H210V228H208ZM234 229V228H233ZM234 229V230H235ZM37 230V229H36ZM45 230V229H44ZM53 230V229H52ZM58 230V229H57ZM66 230V229H65ZM85 230V229H84ZM84 230H81L82 232L84 231ZM97 230V229H96ZM100 230V229H99ZM98 230V231H99ZM113 230V229H112ZM118 230H119V228H118ZM183 230V229H182ZM181 230V231H182ZM186 230V229H185ZM195 230V231H196ZM207 230V229H206ZM212 229H210V232L209 233H211L212 231H214L215 232V230H212ZM219 230H220V228H219ZM219 230H218V232H219ZM4 231H6V230H4ZM3 230H1L0 229V237L1 238H3L4 236H5V234L6 233H4V235L2 234V232H4ZM16 231H17V229H16ZM22 232V229L21 230H19V233H21ZM22 232V233H25V232ZM35 231V230H34ZM76 231H78V229L77 230H75V232ZM92 231H94V230H92ZM102 231H104V230H102ZM115 231V230H114ZM126 231H128V230H126ZM191 231V230H190ZM189 231V232H190ZM193 231V230H192ZM204 231V230H203ZM208 231V230H207ZM207 231H205V235L208 237V234L209 233H206ZM9 232V230L7 231V233ZM14 232V231H13ZM33 232V231H32ZM48 232V231H47ZM95 232V231H94ZM94 232H93V234H94ZM118 232V231H117ZM119 232H121V230L119 231ZM173 232V231H172ZM172 232H169L168 230H160V228H153V230H152V233H151V235L153 234L154 236H156L157 238L159 237V236H161L162 234H164V235H166V234H168V235H170V234H172ZM213 232V233H214ZM218 232H216V233H218ZM222 232V231H221ZM15 233V232H14ZM46 233V232H45ZM45 233H44V235H45ZM57 233V232H56ZM73 233V232H72ZM84 233H85V231H84ZM107 233H109V232H107ZM122 233V232H121ZM148 233H150V231L148 232ZM212 233V234H213ZM216 233H214L215 234V236L217 235L218 236V234H216ZM1 234H2V236H1ZM16 234V233H15ZM26 234V233H25ZM25 234H24V236L22 235V236H20V237H27V235L28 234H26V236H25ZM35 234V233H34ZM38 234V233H37ZM40 234V233H39ZM43 234V233H42ZM55 234V233H54ZM61 234H62V230H61ZM71 234V233H70ZM89 234V233H88ZM92 234V233H91ZM99 234V233H98ZM112 234H113V232H112ZM138 234V233H137ZM186 234V233H185ZM193 234H195V232H193ZM219 234H220V232H219ZM11 235V234H10ZM21 235V234H20ZM30 235V234H29ZM31 235H32V233H31ZM30 235V236H31ZM57 235V234H56ZM58 235H60V234H58ZM65 235H66V233H65ZM72 235H76V234H72ZM80 235H81V232H80ZM105 235V234H104ZM123 235V234H122ZM210 235V234H209ZM220 235H222V234H220ZM12 237L14 236V238L15 239H17L18 238V236L19 235H17L16 237H15V235H11ZM11 236H9V237H11ZM35 236H36V234H35ZM35 236H34V239H37L38 238V236H37V238H35ZM40 236H41V234H40ZM53 236V235H52ZM55 236V235H54ZM68 236V235H67ZM70 236V235H69ZM93 236V235H92ZM91 236V237H92ZM105 236H107V235H105ZM167 236V235H166ZM175 236V235H174ZM177 236V235H176ZM193 236V237H194ZM210 236H214V235H210ZM210 236H209V241L210 242H212L213 240V238L212 239H210ZM214 236V237H215ZM216 236V237H217ZM224 236V235H223ZM10 238V239H12V240H10V241H13L14 239L13 238ZM43 237V236H42ZM48 237H50V236H48ZM47 237V238H48ZM78 236L76 235V238H77ZM86 237H87V235H86ZM136 237H137V235H136ZM203 237H205V236H203ZM215 237V238H216ZM44 238V237H43ZM52 238V237H51ZM54 238V237H53ZM75 237H74V239H76ZM103 238L105 239L106 237H104L103 236ZM107 238H108V236H107ZM124 238V237H123ZM140 238V237H139ZM188 238V237H187ZM187 238H185V239H187ZM222 238V237H221ZM224 238V237H223ZM4 239V241H7V240H5V239H9L8 238V236H7V238H3ZM29 238H27V240H28ZM32 239V238H31ZM34 239H32V241L34 240ZM42 239V238H41ZM40 239V240H41ZM58 239V238H57ZM60 239H61V237H60ZM67 239V238H66ZM88 239H89V237H88ZM93 239H94V237H93ZM99 239V238H98ZM103 239V240H104ZM135 239V238H134ZM165 239V238H164ZM171 239V238H170ZM176 239H178V238H176ZM181 238H179V240H180ZM184 239V238H183ZM182 239V240H183ZM189 239H191V238H189ZM188 239V240H189ZM204 239V238H203ZM219 239V238H218ZM229 239H227V241L229 240ZM230 239V240H231ZM0 240H2V239H0ZM22 240V239H21ZM24 241H25V239H23ZM44 240V239H43ZM43 240H41V241H43ZM59 240V239H58ZM57 240V241H58ZM77 240V239H76ZM90 240H91V238H90ZM119 240V239H118ZM143 240H145V239H143ZM179 240H176L175 242V244H177V242H179V243H183V241L182 242H180ZM187 240V241H188ZM198 240H196V241H198ZM207 240V239H206ZM205 239H204V241H206ZM215 240V239H214ZM3 241V240H2ZM3 241V243H5ZM9 240L7 241V243H5V245L7 244V246H9L11 249L9 250V252L10 253H6L5 252V250L7 249H5L4 248V246L5 245H3L2 246V248H4L3 250H1L0 249V264H36V262H38L36 259H35V263H34V257L32 258H30V255H26V257H25V254H24V252L22 251L21 253H16V251L17 252H19L16 248H18V246H16L17 244V242L16 243H12V245H14L13 247L11 246V243L8 245V243L10 242ZM15 241H17V240H15ZM31 241V242H32ZM36 243H37V241L36 240H34ZM34 241L32 242V243H34ZM46 241L48 242V240L46 239ZM62 241V240H61ZM84 241H85V239H84ZM83 241V242H84ZM99 241V240H98ZM102 241V240H101ZM104 241H106V240H104ZM124 241V240H123ZM132 241V240H131ZM170 240H161V237H159V239H154V237H152V240H150V238H147V240L145 241V243L147 244V243H149L150 245H152V246H154V247H152V248H154V249H156V250H158V248H156L157 246L156 245H160V244H162V245H164V247H165V244L167 243V245L169 244V243H174V240H171L172 242H169ZM184 241H186V240H184ZM191 241V240H190ZM189 241V242H190ZM195 241V240H194ZM200 241H202V240H200ZM199 241V242H200ZM203 241V242H204ZM220 242L222 241V240H219ZM219 241H217L218 242V244H220V242ZM224 241V240H223ZM233 241V242H234ZM240 241V240H239ZM242 241H244V240H242ZM1 242V241H0ZM20 242V241H19ZM44 242H45V240H44ZM46 242V244H48ZM66 242H67V240H66ZM87 242V241H86ZM86 242H85V244L84 245H86ZM88 242H89V240H88ZM87 242V243H88ZM108 242V241H107ZM119 242V241H118ZM169 242V243H168ZM202 242V243H203ZM216 242V243H217ZM226 242V241H225ZM230 242H232V241H230ZM229 242V243H230ZM235 242H234V245H235ZM26 243V242H25ZM30 243V242H29ZM58 243H60V241L58 242ZM63 243V242H62ZM61 243V244H62ZM73 243V242H72ZM71 243V244H72ZM82 243V242H81ZM101 243V242H100ZM139 243H142V241L140 240V242ZM145 243H143V244H145ZM164 243V244H163ZM172 243V244H173ZM178 243V244H179ZM1 244V243H0ZM19 244V243H18ZM24 244V243H23ZM23 244H21V245H23ZM38 244V243H37ZM39 244L40 245H42L41 244V242H39ZM46 244H45V247H46ZM63 244H65V243H63ZM74 244V243H73ZM109 244V243H108ZM133 244V243H132ZM143 244H140V245H143ZM145 244V245H146ZM186 244V243H185ZM197 244V243H196ZM198 244H200V243H198ZM197 244V245H198ZM217 244V245H218ZM238 244H239V242H238ZM243 244V245H244ZM26 245V244H25ZM25 245L24 246H21V247H25ZM34 246H35V244H33ZM32 245V246H33ZM51 245V244H50ZM77 244L75 243V246H76ZM88 245V244H87ZM87 245L85 246V247H87ZM90 245H91V242H90ZM102 245H105V244H103L102 243ZM161 245V246H162ZM192 245V244H191ZM195 245V244H194ZM203 246H204V243L202 244ZM211 245H213V243L211 244ZM215 245V244H214ZM242 245V247H244ZM7 246H5V247H7ZM26 246H28V245H26ZM30 246V245H29ZM43 246V245H42ZM42 246H41V248H42ZM52 246V245H51ZM60 246V245H59ZM63 246H65V245H63ZM67 246V245H66ZM89 246V245H88ZM92 246H93V244H92ZM98 246V245H97ZM128 246V245H127ZM196 246V245H195ZM206 246V245H205ZM220 246H223V244H220ZM236 247H238V249H239V247H241V245H235ZM235 246H233L234 247V249H235ZM1 247V246H0ZM14 247H16V248H14ZM20 247V246H19ZM37 246H35V248H36ZM38 247H40V246H38ZM37 247V248H38ZM49 247V246H48ZM54 247V246H53ZM56 247V246H55ZM54 247V248H55ZM61 247V246H60ZM72 247V246H71ZM78 247L79 246H77V248L76 249H78ZM83 247V246H82ZM104 247V246H103ZM124 247V246H123ZM141 247V246H140ZM139 247V248H140ZM142 247H144V246H142ZM159 247V246H158ZM163 247V246H162ZM198 247V246H197ZM213 247V246H212ZM218 247V246H217ZM227 247V246H226ZM25 248H27V247H25ZM24 248V249H25ZM52 248V247H51ZM58 249H59V247H57ZM56 248V249H57ZM63 248V247H62ZM67 248V247H66ZM80 248V247H79ZM84 248V247H83ZM91 248V247H90ZM111 248V247H110ZM125 248V247H124ZM127 248V247H126ZM151 248V249H152ZM171 248V247H170ZM181 248V247H180ZM190 248H192V247H190ZM200 248V247H199ZM202 248V247H201ZM200 248V249H201ZM228 248V247H227ZM230 248V247H229ZM20 250H21V248H19ZM31 249V248H30ZM39 249V248H38ZM37 249V250H38ZM47 249H49V248H47ZM68 249H69V246H68ZM129 249V248H128ZM153 249V250H154ZM174 249H176V247L174 248ZM173 249V250H174ZM178 249V248H177ZM176 249V250H177ZM194 249V248H193ZM204 249H205V247H204ZM214 249H215V247H214ZM214 249L212 250V251H214ZM218 249V248H217ZM233 249V248H232ZM15 251V253L14 252H12L11 253V251ZM22 250H23V248H22ZM27 250V249H26ZM25 250V251H26ZM40 250V249H39ZM52 250V249H51ZM63 250V249H62ZM86 249H83V251H85ZM132 250V249H131ZM143 250H145L144 248H143ZM160 250V249H159ZM163 250H165V249H163ZM162 250V248H161V251H163ZM172 250V249H171ZM182 250V249H181ZM180 250V251H181ZM208 249L206 248V250H204L205 252H203V253H207L206 251H207ZM220 250V249H219ZM7 251V250H6ZM32 251V250H31ZM36 251V250H35ZM42 251V250H41ZM44 251V250H43ZM46 251V250H45ZM47 251H49V250H47ZM53 251V250H52ZM55 251H57V250H55ZM64 251H65V248H64ZM75 251V250H74ZM82 250H80V252H81ZM90 251V250H89ZM101 251V250H100ZM121 251V250H120ZM119 251V252H120ZM126 251V250H125ZM133 251H134V249H133ZM179 251V250H178ZM189 251V250H188ZM191 251V250H190ZM198 252V250H195V252ZM216 251V250H215ZM220 251H223V250H220ZM229 251V250H228ZM236 251V250H235ZM238 251V250H237ZM236 251V252H237ZM8 252V251H7ZM59 252V251H58ZM61 252V251H60ZM73 252V251H72ZM72 252H71V257H72V255H73V257L75 258V256H74V254L77 252V254H78V251L76 250V252L74 253V254H72ZM97 252V251H96ZM104 252V251H103ZM132 252V251H131ZM136 252V251H135ZM134 252V253H135ZM157 252V251H156ZM159 252V251H158ZM157 252V256L159 255V253ZM164 252V251H163ZM163 252H161L162 254H163ZM168 252H170V251H168ZM183 252V251H182ZM182 252H181V254H182ZM202 252V251H201ZM200 252V253H201ZM227 252V251H226ZM14 253V254H13ZM49 253V252H48ZM47 253V254H48ZM65 253H66V251H65ZM68 253V252H67ZM70 253V252H69ZM84 253H86V252H84ZM127 253V252H126ZM141 253V252H140ZM153 253V252H152ZM165 253H166V251H165ZM190 253V252H189ZM199 253V255H201ZM210 253V252H209ZM208 253V254H209ZM222 253V252H221ZM22 254H24V255H22ZM53 254V253H52ZM52 254H50V255H52ZM61 255H62V253H60ZM59 254V255H60ZM76 254V256H79V255H77ZM88 254H90L89 252H88ZM87 254V255H88ZM111 254V253H110ZM131 254V253H130ZM139 254V253H138ZM156 254V253H155ZM168 254V253H167ZM171 254V253H170ZM208 254H203V255H205V258H207L208 257ZM212 254H213V252H212ZM216 254V253H215ZM44 255V254H43ZM49 255V254H48ZM56 255V254H55ZM54 255V256H55ZM68 255V254H67ZM115 255V254H114ZM117 255V254H116ZM120 255L121 254H119V257H120ZM133 254H131V256H132ZM153 255H154V253H153ZM180 255V254H179ZM211 255V254H210ZM223 255V254H222ZM230 255V254H229ZM232 255V256H233ZM35 256H36V254H35ZM69 256H70V254H69ZM85 256V255H84ZM148 256V255H147ZM156 256V257H157ZM177 256V255H176ZM190 256V255H189ZM214 256V255H213ZM29 257V258H28ZM42 257V256H41ZM46 257V256H45ZM49 257V256H48ZM56 257V256H55ZM71 257H69V258H71ZM80 258H81V256H79ZM91 257H93V256H91ZM99 256H97V258H98ZM107 257V256H106ZM116 257V256H115ZM118 257V258H119ZM123 257V256H122ZM138 257H139V255H138ZM140 257H141V255H140ZM168 257V256H167ZM185 257V256H184ZM37 258V257H36ZM51 258V257H50ZM58 258V257H57ZM74 258H72V259H74ZM84 258V257H83ZM86 258V257H85ZM85 258H84V260H85ZM88 258H89V256H88ZM87 258V259H88ZM94 258V257H93ZM117 258V257H116ZM153 258H154V256H153ZM152 258V259H153ZM159 259H160V257H158ZM162 258V257H161ZM182 258V257H181ZM200 258V257H199ZM198 258V259H199ZM202 258V257H201ZM204 258V257H203ZM213 258V257H212ZM229 258V257H228ZM228 258L226 259V260H228ZM48 259V258H47ZM55 259V258H54ZM79 259V258H78ZM129 259V258H128ZM138 259H140V258H138ZM148 259V258H147ZM146 259V260H147ZM155 259V258H154ZM209 259V258H208ZM207 259V260H208ZM219 259V258H218ZM111 260H112V258H111ZM110 260V261H111ZM116 260H118V259H116ZM115 260V261H116ZM145 260V259H144ZM157 260V259H156ZM195 260H197V259H195ZM203 260V259H202ZM201 259H200V261H202ZM222 260V259H221ZM232 260V257H231V259H230V261ZM233 260H235V259H233ZM66 261V259L64 260V262ZM69 261H71V260H69ZM76 261V260H75ZM78 261V260H77ZM76 261V262H77ZM80 261V260H79ZM78 261V263H82V261H80L79 262ZM88 260H86V262H87ZM104 261V260H103ZM129 261V260H128ZM168 261H170V260H168ZM182 261V260H181ZM206 261V260H205ZM208 261H210V260H208ZM217 261V260H216ZM61 262V261H60ZM108 262V261H107ZM107 262H105V263H107ZM126 262H127V260H126ZM130 262H131V260H130ZM134 262H136L135 260H134ZM138 262V261H137ZM146 262H148V261H146ZM161 262V261H160ZM211 262H212V260H211ZM221 262V261H220ZM51 263V262H50ZM55 263V262H54ZM74 263V262H73ZM88 263H89V261H88ZM87 263V264H88ZM97 263V262H96ZM109 263V262H108ZM113 263V262H112ZM111 263V264H112ZM119 263V262H118ZM125 263V262H124ZM149 263V262H148ZM147 263V264H148ZM156 263V262H155ZM170 263H172V262H170ZM181 263H183V262H181ZM186 263V262H185ZM192 263H194V262H192ZM191 263V264H192ZM213 263V262H212ZM232 263H234L233 261H232ZM234 263V264H235ZM39 264H42L41 262L39 263ZM83 264V263H82ZM113 264H116V263H113ZM145 264V263H144ZM160 264V263H159ZM162 264V263H161ZM178 264V263H177ZM190 264V263H189ZM196 264H199V263H197L196 262ZM206 264H208V263H206ZM227 264V263H226Z\"/></svg>","mask_w":264,"mask_h":264}]
</instances>
